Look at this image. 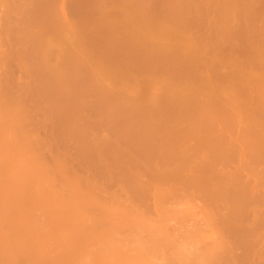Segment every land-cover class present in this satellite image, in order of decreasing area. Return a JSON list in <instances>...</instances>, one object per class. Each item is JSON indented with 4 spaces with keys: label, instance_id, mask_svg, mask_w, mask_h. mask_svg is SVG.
I'll return each mask as SVG.
<instances>
[{
    "label": "bare ground",
    "instance_id": "6f19581e",
    "mask_svg": "<svg viewBox=\"0 0 264 264\" xmlns=\"http://www.w3.org/2000/svg\"><path fill=\"white\" fill-rule=\"evenodd\" d=\"M121 1V0H120ZM189 2H190V0H188ZM192 1V0H191ZM208 1V0H207ZM211 1V0H210ZM214 1V0H213ZM224 3H223V6L224 7H230V6H238V8H239V5L240 4H243V6L242 5H240V7H242V9L243 10H239L241 13L239 14V16L243 19V21L245 22V23H243L244 25H245V27H246V29H247V27L250 25L251 26V24H253V23H255V21L257 20V19H259L260 17H262L263 19L261 20V22L259 23V26H260V28L257 30V31H249V30H247V31H244L242 34H241V32H239L240 34L238 35V36H236V32H238L239 30V28L237 29V27L239 26H237V27H232V26H230L229 28H226V30L225 31H219V30H217V29H215V26L214 25H205V26H203L202 24V26H199L197 23V25H195L194 23L195 22H193L192 21V19H193V17L190 19V16H183L182 14L181 15H179L178 16V19H180L179 21H180V31L181 32H183V34L182 33H180V34H182V35H178L177 37H178V39H179V43L181 44L180 45V47L183 45L184 47H186L190 52H189V54L187 55V56H189L190 55V57H191V59H194V61H195V59H196V62L198 61V63H199V61L201 60V61H205L206 63L204 64L203 62H200L201 64L203 63V66H202V68L203 69H205V67H210V65H208L210 62H211V64L212 65H220V66H223L222 65V63H220V61L219 60H221L220 58H222L223 57V55H225L224 53H221L220 51H225L224 49L222 50V49H219L220 47L218 46V48L217 47H215V46H213L214 44H215V41L213 42V38H215V37H217L218 35H222V37H224V38H234V39H236V41H237V39L240 41V39L239 38H241V37H243L244 38V44H243V42H242V47L241 48H239V49H236V48H232L231 49V51H232V55H230V56H232V58H234V57H237V53H233V52H235V51H239V53L241 52V54L243 53V52H246V50L248 49V48H251V49H257V48H261V47H264L263 45H264V0H222ZM13 2H16V4L15 3H13ZM12 2V0H0V67L1 66H5V67H1L0 69H3V70H0V72H3V71H5L7 68H8V66L10 65V64H8V63H6L5 61H8L9 63H11L13 60H12V58L13 57H16V55L15 56H13L14 54L12 53V51H14L13 50V47H12V49H9L8 48V46H12L13 45V43L11 44V42L14 40L13 39V35H15V36H19L20 37V35H18L17 33H18V31H17V33L16 32H13V33H16V34H11L12 32V29L10 28V26H12V24H13V21H15L14 22V26L15 27H17V25H19V23L22 25V24H24L23 22H25V21H22V20H20V22H17V20H13L11 17H12V13H14V14H18L21 10H23L24 9V5H22V4H20V3H23L24 2V0H22L21 2H20V0H14ZM25 2H27V1H25ZM124 2V1H123ZM186 2V1H185ZM197 3H198V1H196ZM172 3V2H171ZM170 3V4H171ZM192 3V2H191ZM205 3H207V2H205ZM205 3H203V4H205ZM209 3V2H208ZM19 4H20V6H22V7H19ZM30 4V3H29ZM28 4V5H29ZM126 4V3H125ZM175 4H176V2H175ZM179 4V3H178ZM181 4V3H180ZM202 4V5H203ZM168 5V4H167ZM192 5V4H191ZM119 6V5H118ZM173 6V9H174V5H172ZM178 6V5H177ZM176 6V7H177ZM196 6H198V5H196ZM247 6V7H246ZM26 7V6H25ZM30 7V6H29ZM63 7H64V3H63ZM114 7V6H113ZM130 7V6H129ZM164 7V6H163ZM170 7V6H169ZM199 7V6H198ZM19 8L21 9V10H19ZM172 8V7H171ZM33 9V8H32ZM61 9V8H60ZM64 9V8H63ZM113 9V8H112ZM119 9V8H118ZM121 9V8H120ZM123 9H125V8H123ZM165 9V8H164ZM19 10V11H18ZM24 10H28V7H27V9L25 8ZM65 10V9H64ZM105 10V9H104ZM108 10H110V8L108 9ZM200 10V9H199ZM15 11V12H14ZM106 11H107V9H106ZM119 11H121V10H119ZM118 11V12H119ZM160 11V10H159ZM203 11V10H202ZM17 12V13H16ZM31 12V11H30ZM30 12H28L27 11V13H29L30 14ZM63 12V11H62ZM141 12V11H140ZM151 12V11H150ZM150 12H149V14H150ZM165 12V11H164ZM21 13V12H20ZM63 13H65V14H63V15H66V12H63ZM124 13V12H123ZM127 13H129V12H127ZM152 13V12H151ZM208 13V12H207ZM60 14V13H59ZM115 14V13H114ZM121 14V13H120ZM132 14V13H131ZM162 14H163V12H162ZM204 14V13H203ZM236 14H238V11H237V13ZM19 15V14H18ZM23 15V14H22ZM153 15V14H152ZM151 15V16H152ZM157 15V14H156ZM172 15V14H171ZM199 15V14H198ZM201 15V14H200ZM230 15V14H229ZM231 15H232V13H231ZM230 15V16H231ZM234 15V14H233ZM56 16H59V15H56ZM62 16V15H61ZM130 17H131V15H129ZM177 16V15H176ZM229 16V17H230ZM236 16H238V15H236ZM144 17V16H143ZM154 18H155V16H153ZM226 17V16H225ZM224 17V18H225ZM245 17V18H244ZM54 18V17H53ZM63 18V17H62ZM67 18V17H66ZM136 18V17H135ZM148 18H149V16H148ZM171 18V17H170ZM196 17H194V19H195ZM247 18V19H246ZM10 19H12L11 21H9ZM64 19H65V17H64ZM131 19H133L132 17H131ZM151 19V18H150ZM157 19V18H156ZM222 19V18H221ZM245 19V20H244ZM24 20V19H23ZM58 20V19H57ZM62 20V19H61ZM67 20V19H66ZM155 20V19H154ZM154 20H152V21H154ZM231 20H234V19H231ZM6 21H9V24H8V22H7V24H6ZM22 21V22H21ZM27 21L28 20H26V24L28 25V24H30V25H28L27 27H26V24H25V26L24 25H22L21 26V28L24 30V29H26V30H28V28H30L31 29V27H29V26H31V23H27ZM30 21V20H29ZM156 21V20H155ZM178 21V22H179ZM182 21V22H181ZM228 21H230V19H228ZM10 22H12V23H10ZM32 22V21H31ZM168 22H170L169 20H168ZM214 22V21H213ZM15 23H18L17 25L15 24ZM65 23H67V22H65ZM148 23V22H147ZM162 23V22H161ZM210 23H212V22H210ZM215 23V22H214ZM213 23V24H214ZM232 23V22H231ZM258 23V22H257ZM4 24L5 25H7L8 27H6L7 28V30H6V28L4 29ZM58 24V23H57ZM75 24V23H74ZM121 24H122V22H121ZM154 24V23H153ZM242 24V23H241ZM67 25V24H66ZM77 25V24H76ZM114 25V24H113ZM113 25H111V26H113ZM162 25V24H161ZM165 25V24H164ZM227 25V24H226ZM229 25V24H228ZM232 25H234V24H232ZM235 25H237V24H235ZM14 26H12V27H14ZM23 26H24V28H23ZM55 26V25H54ZM100 26V25H99ZM118 26V25H117ZM119 26H120V24H119ZM122 26V25H121ZM153 26V25H152ZM156 26V25H155ZM172 26H174V25H172ZM171 26V27H172ZM207 26V27H206ZM249 26V27H250ZM13 28V29H15L14 31H16V30H19L20 28ZM64 27H66V26H64ZM71 27V26H70ZM70 27H68V28H70ZM72 27H73V25H72ZM191 27H195V30L196 31H194L193 33H188L187 31L189 30V29H191ZM248 27V28H249ZM59 28V27H58ZM68 28H66L67 30H68ZM79 28V27H78ZM113 28V27H112ZM152 28H154V27H152ZM173 28V27H172ZM177 28V27H176ZM202 28H203V30H202ZM240 28H242V27H240ZM108 29H110V28H108ZM159 29V28H158ZM174 29V28H173ZM236 29H237V31H236ZM21 30V29H20ZM62 30V29H61ZM192 30V29H191ZM206 30H208L207 32H206ZM25 31V30H24ZM30 31V30H29ZM29 31H26V33L28 32V33H31V32H29ZM33 31V30H32ZM47 31V30H46ZM64 31H65V28H64ZM73 31V30H72ZM81 31V30H80ZM80 31L78 32V33H80ZM115 31V30H114ZM187 32V34H186V32ZM190 31V30H189ZM44 32V31H43ZM54 32V31H53ZM61 32V31H60ZM173 32V31H172ZM202 32H204V34H205V32H206V35H204ZM25 33V32H24ZM72 33V32H71ZM76 33V32H75ZM168 33V32H167ZM32 34H33V32H32ZM45 34V33H44ZM56 34V33H55ZM66 34V33H65ZM68 34V33H67ZM137 34V33H136ZM165 34H166V32H165ZM238 34V33H237ZM34 35V34H33ZM80 35V34H79ZM160 35H163L164 36V38H165V36H168L169 35V33L168 34H166V35H164V33L163 34H160ZM24 36V35H23ZM36 36V35H35ZM34 36V37H35ZM58 36V35H57ZM61 36V35H60ZM73 36H75V35H73ZM158 36H159V34H158ZM170 36V35H169ZM173 36H174V34H173ZM176 36V35H175ZM34 37H31V38H34ZM43 37V36H42ZM45 37H47V36H45ZM70 37V36H69ZM76 37V36H75ZM14 38H17V39H19L18 37H14ZM25 38V40H23V41H26L27 42V40H26V38H28V37H24ZM30 38V39H31ZM38 38H40L41 39V37H38ZM44 38V37H43ZM49 38V37H48ZM55 38H57V37H55ZM78 37H76V39H77ZM168 38V37H167ZM175 38V37H174ZM47 39V38H46ZM53 39V38H52ZM60 39V38H59ZM61 39L63 40V38L61 37ZM83 39V38H82ZM178 39L177 38H175V40H177L178 41ZM233 39V40H234ZM242 39V38H241ZM12 40V41H11ZM33 40V39H32ZM42 40V39H41ZM69 40H71V39H69ZM79 40V39H78ZM77 40V41H78ZM83 40H85V39H83ZM169 40H170V38H169ZM212 40V41H211ZM11 41V42H10ZM18 41V40H17ZM21 41H22V39H21ZM29 41V40H28ZM42 41H44V40H42ZM46 41V40H45ZM52 41V40H51ZM54 41V40H53ZM56 41V40H55ZM58 42H60L59 40H57ZM67 40H65V42H66ZM82 41V40H81ZM173 41V40H172ZM15 42H16V39H15ZM211 42H213V45H209ZM217 42V41H216ZM8 43V44H7ZM39 43V42H38ZM45 43V42H44ZM46 43H48V42H46ZM64 43V42H63ZM66 43H69L68 41L66 42ZM71 43V42H70ZM75 43H78V42H75ZM83 43V42H82ZM218 43H219V41H218ZM43 44V43H42ZM56 44V43H55ZM58 44V43H57ZM62 44V43H61ZM72 44V43H71ZM70 44V45H71ZM217 44V43H216ZM69 45V44H68ZM74 45V44H73ZM77 44H75V46H76ZM40 46V45H39ZM47 46V45H46ZM65 46V45H64ZM82 46V45H81ZM85 46H87V45H85ZM56 47V46H55ZM76 47H78V46H76ZM76 47H74V48H76ZM202 47V48H201ZM66 48V47H65ZM43 49H46V48H43ZM73 49V48H72ZM59 50V49H58ZM65 50V49H64ZM74 50V49H73ZM72 50V54H68V55H71V56H74V52L75 51H73ZM77 50V49H76ZM52 51V50H51ZM55 51H56V48H55ZM65 51H68V50H65ZM229 51V50H228ZM69 52V51H68ZM213 52V53H212ZM263 52V51H262ZM262 52L261 51H259V52H257V55H256V58L255 59H253V60H251V58H250V60L251 61H248L247 59V61H245V62H243V61H241V62H239L238 64H236V66L233 68H231V70H233V72H230V73H234L235 75L238 73L239 74V77L241 78V80H242V82L240 81V79H239V81L241 82V85H240V87L239 88H241V86H242V89H246L247 91H249V90H254V91H259L260 92V95L261 96H259L258 98H257V100L255 99L254 101L255 102H253L252 101V103L250 104V103H237V101H235L234 99H232L231 98V100H230V98H227L228 99V101H227V99H225L224 97H222V98H219L218 99V101L220 100V99H222L223 101H224V103L223 102H221V101H219V103H222V105H223V111H222V108H221V110H220V108L218 109V107L217 108H215V109H217V110H219V111H217V113H218V119H220L219 121H221V119H225L224 121H221V122H224V124L225 125H227V123H231V120L232 119H237L238 118V121L236 122V120H235V122H233V126L231 127V128H233L232 130H231V128H230V130L232 131V133L234 134H232V133H226V132H230V131H228L227 130V128H226V126H225V128H226V130L227 131H225L224 132V130L225 129H223L221 126H223L224 124H222V123H220V122H218V120H217V118H216V113H214L215 115H213V114H210V110L209 109H211L210 108V106L209 105H211V107L213 106L212 105V102L213 101H211V104H208V102H210V100L212 99H209L208 98V101H207V103L205 102V100H202V99H204L203 98V96H202V98H200L199 97V95H198V97L197 98H200V100H202V104H201V101L200 100H195L194 98H196V93L198 92H202L204 89H206V88H204L205 86H207L208 84H212V82H210L209 83V81L208 80H210L211 81V79H212V81H214V84H212L210 87H212V88H210L209 86H207V88L209 87V89H214V87L216 86V84H215V80L217 79V80H219V78H220V81H225V76H227V79L229 78V77H233V76H229V74L227 73V75H224V74H226V73H224L225 72V70H223L224 72H223V74H219V72H221V71H219V72H216V74H214L213 75V77H214V79H213V77L211 76V75H209L210 77H211V79H209L208 78V80H200L201 79V76H202V73H206V69H205V72H202V70L203 69H201L200 68V63H199V65L197 66L196 65V63H194V62H192L191 61V59L189 60L190 62H191V64H195L196 66H197V68L196 69H194V70H199V71H197V73H199L198 75H200L199 77H200V83L201 84H203L202 86L200 85V86H192V84H191V86L190 85H177L179 82H177L176 80H175V78L174 77H172L174 80L173 81H176V83L177 84H175V83H173V81H168L167 80V77L165 76V75H167L168 74V76L170 77L171 75H172V73H170L171 75H169V73L168 72H166V70H165V72L167 73V74H164L165 72L163 71V70H161L160 69V72L158 73V70H155V72H157L158 74L157 75H161L160 73H162L163 75H162V77H161V79H160V77H158L156 74H154V72L153 71H151V70H149V68L148 67H146L145 69H144V67L141 69V68H135L134 66L132 67L131 65H127V67H129L130 66V68H133V69H124V70H121V68L120 69H118V71H116V72H119L120 70V72L119 73H116V75L119 77V78H123L122 76H124V81H123V79L122 80H118V82L120 83V82H122L121 83V86L119 85V83L117 82V80L115 79V80H111V81H113V83L112 82H110V80H109V78L110 77H106V76H108L107 75V72L108 71H105L104 73H103V71H101L100 73L98 72V75L100 74V77L97 75V72L95 73V77L97 78V77H99V81L98 80H95L96 78L94 77V75H93V78H92V80L94 79V82L96 83L97 82V85L96 86H98V84L99 83H101L99 86H98V88H95V90H94V87H93V85L94 84H89V81H88V87H90V85H92L91 86V88H92V91H98L99 93H100V91H101V94H103V95H101L102 96V99H100V101L102 100V102H103V105H102V108H106L107 107V109H105L106 111H104L100 106V103H99V108L101 109H99L98 110V106H96L95 104V106L93 105V103H91L90 105L91 106H94V108L92 107L91 108V106H89L90 108V110L91 111H93L94 112V114H97L99 111L101 112L102 110V112H101V114H104V113H106L107 111H109V110H111V111H115L116 113H117V111H116V109L117 110H119V108H121L122 109V107H123V109L120 111L119 110V112L118 113H120L121 112V114H122V112L123 111H126V112H124L123 114H124V116H126V114L127 115H131L132 117H133V115H135L133 112H136V114H137V110H138V108L139 109H141L142 111H144L143 113L145 114V112L146 113H148V112H154L152 115L151 114H145V115H142L141 113H139L140 112V110H139V112H138V114L137 115H139V116H137V115H135V117L134 118H132V117H130V116H128V117H126L127 119H129V117H130V119H136V120H139L140 119V122L141 121H143L144 123H145V121L144 120H146V118L149 116V117H152L154 114H157L158 115V111H159V109H160V106L162 107H165V106H167L166 108H165V111H164V109H163V111H164V113H165V115H166V112H168V115H169V118L171 117V118H175L176 116H174L175 115V111H177V114H180V115H178L179 117H182V116H185L186 115V112L185 113H183L185 110H183L184 108H186V107H188L189 109H191V107H193L194 105L196 106V105H198L199 107H201L200 109H203L202 110V112H201V114L205 111V110H207V111H209L208 113H209V115H211V117L212 118H210V119H208L207 117H205V115H207L208 113L205 111L204 113H205V115H204V113L202 114V115H204V117L203 116H201L200 115V118L199 117H197L198 118V120L200 119H202V118H204V120H206L207 122H208V120H209V123H212L213 121L215 122H213L215 125L217 124V127H216V130H214L217 134H215L214 132L211 134V133H209L211 136H212V138H211V136L210 135H206L205 133H204V136H210V138L211 139H213L214 138V140H215V142H216V140H217V142L216 143H214V144H212L213 142H214V140H208V138H207V140L208 141H210V143H209V145L211 146H215L214 148H216V147H218V145H219V143H221L220 144V146L222 145V143H225V146L226 145H228V143L229 144H231L232 142H234V141H232V140H234L233 139V136H235L236 134V136L234 137V138H236L237 137V139L238 140H240V139H242V140H248V139H250V142H252V139L253 138H255L256 139V141H253L254 143L256 142V144L255 145H253L252 143H250V144H252L251 145V148L249 147L248 149H244V147L242 146L243 144H244V142H245V144H247L248 142H246V141H242L241 143H239L238 145L240 146V148L241 147H243V148H238L237 146V144L235 143V145H236V147H234V146H230V145H228L229 147L228 148H225V146H221L222 147V149L221 148H219L221 151H219V149L218 148H216L215 150H214V148H212L211 150L210 149H207V148H211V147H209L208 146V141H206V142H204V140H206L204 137H202L203 136V134H202V136H200V137H202L201 138V140L200 141H202V143L204 142V144H201L200 142H198V140L196 139L197 138V136L199 137V135L198 134H196L195 135V133H194V135L192 136V134L190 135V133H192L191 131L192 130H194L195 128H197L198 129V131L200 130V128H198V127H195V124L193 125V124H191V125H189V127H191L192 126V128H190L189 129V131L188 130H186L185 129V133H187V132H189L188 134H185L184 133V130L182 131L181 130V128H180V130H175V132L176 133H178V137H177V135L175 134V132H174V130H173V132L171 131L172 129H170V128H174V127H176L175 125H176V123H174V126L172 127L171 126V120H169V118H168V121H170L169 123H170V125H168V121H166V123L167 124H165L164 123V125L166 126V125H168V126H171V127H168V126H163V127H165L166 129H164V128H161L162 126H160V125H163V121H162V124H159V127H156L155 128V126H154V128H155V130H158V131H160L161 129H164L165 131H166V133L169 131H171L174 135L172 136V138L173 137H175L174 139H176V137L178 138V139H176V140H179V132H180V134H185L184 136H191L189 139V141H188V138L186 137V139H184L183 137H182V135H180L181 136V138L183 139V142H185V146L186 147H184V145H181L182 147L180 148V145H179V143H178V146L179 147H177V142H176V140H174L175 141V144H176V148L173 146V145H175L174 143H172V150H174V151H172L171 149H170V151H169V149H163V151L161 152V150H158V149H162L161 147L159 148H157V146H156V148L157 149H155V145H156V141L159 139V138H161V137H158L159 135L157 134V132L158 131H154L156 134H154V132H153V134L155 135V137L157 136V138H156V141H151V143H150V141L148 142V143H146V144H140L141 146H139V142H141V141H139V139H136V135H138V132L137 131H139L138 129L140 128V131H139V133L142 131V134H140V136L142 135V136H144L143 135V132L145 133L146 132V126H147V124H146V126H145V124H144V126L142 127H140V125H141V123L139 122V121H136V120H134V121H136V123H139L140 125H139V128L137 127V128H135V131H136V129H137V131L135 132L134 130H132V129H134V127H136V126H134L135 125V122H133V120L131 121V123H129L130 122V119L127 121L126 119H124V117H123V115H121L120 116V118H118V115L119 114H114L113 115V118H114V116H115V118H116V120H115V118L113 119V121L115 122V123H117V125L115 124V126H114V123L112 124L114 127H116L117 129L119 128V127H122V129H126V127L128 126V123L130 124L129 126H131V128H130V130H132V131H134L135 133H137V134H135V133H132V134H134L135 135V137L134 136H132V134H131V132L129 133V134H127V136L128 135H131L133 138H135L136 140L134 141L132 138V140L134 141V143L138 140L139 142L137 143L136 142V145H138L139 147L138 148H140V149H142L141 151L143 152V154H142V156L140 155L141 154V152H140V157H139V155H137L138 153L136 152V155H137V158H136V155H135V151H137L136 150V148H134V146H133V149H135L134 151H129V154H130V152H132V154H130V156H126V155H128L126 152H128L126 149H127V147L128 148H130L132 145H134V144H132L130 141H131V139H128L129 138V136H128V138H126L127 136H125V137H122V136H124V135H122V136H115V139L113 140L112 138H114L113 136H111V135H109L108 133H106L105 132V134L108 136L107 138H111L112 139V141L110 140V139H108L107 140V138L105 139L104 137L106 136V135H104V136H102V138L103 139H105V140H107V141H109V143L107 144V142H105L104 144H106L105 145V147L107 148H105L104 147V149H101V148H103V147H101V148H97L96 150H95V148L97 147V145L99 144V143H97V142H102L103 141V139H102V141H98V140H100L101 139V135L99 136H97L96 134H93L92 132L93 131H89V130H91V128H92V126H93V123L95 122H97L96 123V125H98V123H99V121L101 120V121H104V119L105 118H107L104 122H105V124L108 122V121H112V114L110 115V117L109 118H111V119H109L108 117H105V118H103V120H102V118H101V114L100 113H98L97 115H99L100 116V118H99V120H96V121H94L93 123H91L92 122V120L90 121V120H88V124H85L86 122H84V124L85 125H81L82 127H79L80 129H77V126H76V128H75V131H79V132H74V135H76V133H78V135H76V136H78L79 137V135H81L80 137H86L85 135H84V133H85V131H89L90 133H88V134H86L87 135V137L89 138V140H88V138H83V140H82V138H80L79 137V140L81 139L82 140V142L83 143H81V145L79 144V146L80 147H84V143L88 140V141H92L93 140V138H94V148H91L93 151H94V153L96 152V154H99V157H98V155H97V157H98V160H100L101 158H107V159H109L110 160V163H111V166H112V169H110L111 168V166H110V164L107 166L106 165V167H110V168H102L101 166H105V164H106V162H105V160L107 161V159H101L102 161V163L104 162V164L102 165V163L100 162V161H98L99 163H100V166H99V163L96 161V154L94 155V153L92 154V156H94L96 159H92L93 161H95L96 163H98V166L96 165H94L95 163H91V162H89L90 160H91V158L89 159L88 158V156H87V158L89 159V161H88V159H87V161H85L84 159H82L83 158V155H85L84 156V158L86 157V155H88V153H85V151H86V149L90 146V144L89 143H91V142H88V144H89V146L87 147V143L85 144V147L83 148V150L79 147V148H77L78 149V151H80L79 149H81V151L83 152L82 154L81 153H79V154H81L82 156V158L80 157V159L83 161V163H84V161L86 162V163H84V165H86V164H88V163H90L91 165H89V167H88V169L86 168V167H83L84 165H82L81 163V166L79 165V163H78V160H77V162H76V160L74 161H72V159H74V157L72 158V159H70L71 160V164H70V162L68 161V159H66V158H69L68 156L66 157V155L65 154H67L68 152H67V150H64L65 151V153H63V156H65V157H62V156H60V158L57 156V159H56V155L57 154H52V158L53 157H55L54 159H56L55 161H57V162H55V164L57 163V165H58V163H61V161L62 162H64V160L66 159L67 161H68V163L69 164H67V161L65 160V162L63 163V165H68L67 167V169H70V167L72 166V163H74V162H76V167L75 168H78L79 167V169L81 168V167H83V168H81V172L83 173V172H85L86 173V171L85 170H87V172H89V171H91V172H93L92 170H91V166H93V167H98V168H94V170L96 171V173H87V174H89V175H91V177H89V175H87L86 174V176L87 177H89V178H84L85 176H84V174H82L81 172V174L79 173V174H75L77 171H79V169L77 170V171H73V166H75L74 164H73V166L71 167L72 168V172L71 173H73V174H75V175H73L72 177H75V178H71L72 180H70L69 182L67 181V186H66V184H65V186L66 187H64L65 188V190L66 189H68L69 188V186H71L70 187V189L71 188H74V190H75V187L76 186H74V185H77V187H78V189H79V186L81 187L80 189H79V191L77 190V188H76V190L77 191H74L75 193H77V194H81V196H79L78 195V199L76 200L75 198H76V196H77V194L75 195V193H74V195L72 194L73 193V190H72V192L70 191V189H68V190H66V191H70L71 193H68L67 195H68V197H69V195L71 196L70 198H67V197H65V199L67 198V203H66V201H65V203H60V201L57 199V198H60V196H64V194L62 195V192L61 191H63V190H61V189H64V188H60L63 184H64V180L62 181V179H61V182H62V185H61V183H60V178H62V176L64 175L65 177H66V179H65V182H66V180H68L67 178H69L70 179V172L68 171V170H66V166H64L65 167V169L63 168V170H65V171H68L67 172V175L68 176H70V177H68V176H66L64 173H66V172H63V174H61L60 173V171L59 170H61V167L58 165H53V162H54V160H52L51 159V157H48L49 155L48 154H44L42 151H46V150H48V151H46V153H48L49 152V150H51V148L55 145V142L53 141L52 142V140H56L55 138V136L57 135H52V131H50V133H48V131H45V129H44V132H45V135H46V132L48 133L47 134V139L45 138V135L44 134H42V131H40V133H39V130H40V125H37V123H35V121L33 120L32 121V119H33V117H30V116H28L32 111H30V110H32V109H36L37 108V110H35V111H33L32 113H31V115L32 114H34V112H39V108L41 107V108H43L42 107V105L41 106H39L38 105V103H37V105L35 104V106L33 105L32 106V108L31 109H27L26 108V105H23L22 107H21V104H20V102H22L21 100L19 101L18 99H22L23 98V96L22 95H24V97L25 98H23V100L24 99H27V98H29V97H31V94L33 95V92H31L32 91V88H33V86H32V83H31V89L29 88V86H28V90H31L30 92L31 93H29V92H27V89H25L26 87H27V85H30V84H27V83H25V81L24 80H21L20 78H22L24 75H25V77L27 76V75H29L30 77H31V71H30V68H29V66H27V70H26V66H25V64L23 65V69H21V71H20V68H21V66H20V68H19V71L21 72V74L22 75H18V77H20L19 78V81H20V84L23 82L24 83V88L23 87H20V86H18V88L19 89H21V90H19V92L21 91V93H23V94H21V93H19L18 94V99H17V101H19V102H17V101H9L10 99H12V98H10L9 96L10 95H8V97H7V95L6 96H4V97H1L0 96V103H1V99H7V98H9V99H7L6 101L5 100H3V102L5 103V105H6V107L8 108H12V109H10V111L8 110V111H5L6 109L4 108V110H1V112H3V114H1V112H0V115H2V116H0V118L2 117V118H4V119H6V120H4V119H0V125L1 124H3V125H5L6 124V126L7 127H11V126H14L15 127V125H16V127L17 126H19V127H21V126H23V127H21V129L19 128V130H20V132H19V134L21 133V132H23V133H21V138L19 137L20 135H18L17 134V132L14 134L13 132H9V131H7V129L5 130V132L6 133H10L11 134V138L9 137L10 136V134H6V135H4L5 133L3 132L2 133V131H3V129H1L0 130V140H3L4 142H3V144H2V141H0L1 142V150H0V155H4V157H6V158H8L7 156H9V157H11L12 156V159H16V158H20V156L22 157V160H21V158H20V161L23 163L24 161H30L32 158H33V154L35 153V151H31V149H28L29 147L30 148H33L34 147V145H36L33 149H35L36 150V153H35V157H37L38 156V158L39 157H41V158H45L44 160H46L47 162H49V164H51L50 162L52 161V166L51 165H47L46 164V161H44V165L45 166H51V169L54 167V169H56V167H60V169H58V172L61 174V176H60V178H55L56 179V181H55V179L52 181V179L53 178H51V175L49 176V173H50V171L51 170H49L50 169V167H49V169H47V168H45L43 165H42V163L41 162H43V160L41 159V158H33V164L34 163H36V164H40L39 166H42L43 168H41L40 167V169L38 168L39 166L38 165H34L36 168H34V166H30L31 167V169L30 168H28L29 167V165H28V167L23 163L22 165H20V163L21 162H18L19 164L18 165H20V167H22L24 170H23V172H20V167L17 165H14V166H12L11 167V169L13 170L14 168H15V170H14V172H13V176L14 175H17L18 176V174H19V172H20V174H19V178L21 177L20 175L22 174V176L24 175L25 176V173L26 174H30L31 173V171H35L36 169V171H37V173H36V171L34 172L35 174H34V177L36 178V179H39L38 178V176L41 174V172H43L44 171V176L46 177V175H47V177L49 178L48 180H51V182H54L53 184H54V188L56 189V187L57 186H55L56 184H58V186H59V184H60V186L59 187H57V188H59V190H60V193H58L59 192V190L57 189L56 190V192H55V189L53 190L52 188V186H51V192H52V195H51V192H50V194H48L47 193V191H45V193H44V195H45V200H49V201H52V202H50V203H48L47 201H45L44 200V196H39L40 197V199L42 198L43 199V202H41L42 201V199L40 200H37L36 202H38V203H42V204H38V203H36V204H38V205H36L35 204V202H33V199H35V198H33L32 200L29 198L30 196H23V201H22V203L23 202H25L26 201V199L28 198V200L29 201H32L34 204H32L31 202V207H28L29 206V202H27L26 201V203H23V204H25V205H23V204H20L21 203V201H20V203L19 204H17V201L15 202L16 203V208L18 207V211H19V213L21 212L22 214H23V212L22 211H25V218H26V216H28L26 219H28L29 217H31V219H33V217H35L36 219L35 220H32V221H30V223H29V220H31V219H29V220H26V219H24V220H26V222L24 221V223H25V225H26V227H20L19 225H22V226H24V223H23V219H22V216H21V218L19 217V214L18 215H16V217H18V219L17 220H15L16 218L14 217L15 215H13V216H11L10 215V217H14V219L13 218H10L9 217V219H7V220H9L8 221V223L11 225L10 227H12V225H14L13 226V229L15 230H12L11 228H10V230L12 231V233H13V235H15L14 237V240L15 241H17V239H19V236H21L22 237V234L21 233H19V232H17V230H21V231H23V230H25V232L24 233H29V238L28 237H25V235L23 234V236H24V238H22L21 239V237H20V239L19 240H23V243H25L28 239V241H30V242H26L25 244L26 245H24L23 247H25V248H23L22 246H21V248L22 249H20V248H18V249H16V250H14V251H10L9 252V255H7V256H5V258H7V257H9L10 259H12V260H17V261H20V260H23V259H30V260H32V261H34V263L33 264H197V263H200V264H204V263H206V261L204 262V261H202V260H200L201 262H199V260H197L198 262L197 263H194V262H196V261H194L196 258H194L193 259V257L191 256H188L189 257V259H187L188 257H186V256H184V257H181L180 258V256H179V258L178 257H176V255L173 257L172 256V254L175 252L174 251V245H175V243L178 241V238L179 239H181L182 237H184L185 235H188V234H198L199 235V231H200V229H201V227H202V230H204L203 228L205 227L206 229L208 228V230L210 229L209 227H212V226H214V227H218L219 225V227L221 228V225L225 228H221V229H224V230H228L230 233L231 232H233L234 234H236V235H234V234H232V235H230V233H227L228 235H230V236H228L226 233H225V235H220V237H219V235H218V238H222L223 236H228V237H231V236H233V237H235V236H237V238L240 240V238L239 237H241V238H246V236L248 235L249 236V234L251 235V237H252V232L254 231V229H256L257 228V225L259 224L260 225V223H262L263 221H264V213H263V216H262V211H264V209L261 211L260 209H259V204H260V202L262 203V204H264V164H262V166H263V168H262V166H261V163H263V161H264V78H263V75H264V64H263V62H264V57H263V55H264V52H263V54H262ZM15 53V52H14ZM42 53H43V50H42ZM44 53H45V50H44ZM43 53V54H44ZM49 53V52H48ZM47 53V54H48ZM67 53V52H66ZM80 53V52H79ZM209 53H212L211 55L209 54ZM259 53H260V55H259ZM17 54V53H16ZM20 55L22 54V56H19L18 55V57H20V58H22L23 56L26 58V56L27 55H25L24 53H19ZM52 54V53H51ZM57 54V53H56ZM62 54V53H61ZM64 54V53H63ZM240 54V55H241ZM13 57H12V56ZM78 55V53H76L75 54V56H77ZM85 55V54H84ZM152 55V54H151ZM43 56V55H42ZM83 56V55H82ZM82 56L81 55H78V57L79 58H82ZM115 56V55H114ZM121 56V55H120ZM185 56V55H184ZM199 56V57H198ZM204 56V57H203ZM209 56V58L207 59V57ZM229 56V57H230ZM254 56V55H253ZM261 56V57H260ZM12 57V58H11ZM23 57V58H24ZM45 57V56H44ZM46 57H49V55L47 56L46 55ZM57 57V56H56ZM155 57V56H154ZM202 57V58H201ZM243 57V56H242ZM11 58V62L9 61V59ZM22 58V59H23ZM78 58V59H79ZM88 58H90L89 56H88ZM189 57H187V59H188ZM203 58H205V59H203ZM211 58V59H210ZM224 58H225V56H224ZM246 58V57H245ZM8 59V60H7ZM68 59H69V57H68ZM83 59V58H82ZM226 59H227V57H226ZM18 60V59H17ZM21 60V59H20ZM19 60V61H20ZM43 60V59H42ZM50 60V59H49ZM73 60V59H72ZM86 60V59H85ZM209 60V61H208ZM230 60H231V58H230ZM234 60V59H233ZM24 61V59L23 60H21V62H23ZM45 61V60H44ZM81 61V60H80ZM87 61V60H86ZM232 61V60H231ZM5 62V63H4ZM43 62V61H42ZM233 62V61H232ZM248 62V63H247ZM2 63H4L3 65H2ZM44 63V62H43ZM47 63V62H46ZM82 63H84V61H82ZM86 63V62H85ZM90 63V62H89ZM237 63V62H236ZM6 64H8V66H6ZM20 64V63H19ZM189 64V67H191L190 66V63H188ZM17 65V64H16ZM83 65H88V64H83ZM144 65V64H143ZM194 65V67H196ZM234 65V64H233ZM44 66V65H43ZM147 66V65H146ZM148 66H150V65H148ZM186 66V65H185ZM51 67V66H50ZM102 67H104V65L102 66ZM101 67V68H102ZM126 67V66H125ZM193 66L191 67V68H189V69H191L192 70V68H194ZM41 68V67H40ZM52 68V67H51ZM59 68V67H58ZM107 68V67H106ZM124 68V67H123ZM122 68V69H123ZM148 68V69H147ZM141 69V70H140ZM210 70H211V68H209ZM224 69V68H223ZM227 70H229L228 69V67L226 68ZM24 70H26V72L24 71ZM45 70H46V68H45ZM53 70V69H52ZM107 70V69H106ZM133 70V71H132ZM135 70V71H134ZM147 70H149V72H147ZM170 70H172V69H170ZM226 70V71H227ZM10 71V70H9ZM28 71H30V73H28ZM38 71V70H37ZM56 71V70H55ZM58 71H59V69H58ZM57 71V72H58ZM153 72L152 74H151V72ZM162 71V72H161ZM186 72H188L189 73V71L190 70H185ZM182 72V71H180V72H182V73H180V75H183V73H184V75L186 76V72ZM200 71L202 72V73H200ZM209 71V70H208ZM8 72V70L6 71V73ZM11 72V71H10ZM10 72H8V74L10 73ZM25 72V73H24ZM41 72V71H40ZM61 72V71H60ZM74 72V71H73ZM94 72V71H93ZM110 72H111V69L109 70V74H110ZM115 72V71H114ZM236 72V73H235ZM6 73H4L5 75H6ZM12 73L14 74V71H12ZM12 73H10L11 75H12ZM24 73V74H23ZM27 73V74H26ZM44 73V72H43ZM71 73V72H70ZM69 73V74H70ZM106 73V74H105ZM112 73V75L111 76H113V72H111ZM147 73L149 74V76H147ZM179 73V72H178ZM193 73V74H192ZM191 74L193 75V76H198L197 75V73L195 74L194 72H192ZM212 73H213V71H212ZM211 73V74H212ZM1 74H3V73H0V75ZM3 74V75H4ZM6 75V76H10V79H13V75H12V78H11V75ZM121 74V75H120ZM151 74V75H150ZM190 74V73H189ZM195 74V75H194ZM210 74V73H209ZM3 75H2V78L4 79L5 78V80H3V79H1V81L0 82H2V84H4V85H6L5 83H8V81H6V80H9V78L8 77H6L5 75H4V77H3ZM55 75H56V73H55ZM92 75V74H91ZM105 75V76H104ZM115 75V76H116ZM175 75V74H174ZM206 75H208V73L206 74ZM206 75H205V77H206ZM217 75H220V76H217ZM231 75V74H230ZM233 75V74H232ZM15 76V75H14ZM22 76V77H21ZM102 76V77H101ZM104 76V77H103ZM110 76V75H109ZM173 76V75H172ZM190 76V75H189ZM215 76H217V77H215ZM237 76L238 75H236L235 76V78H237ZM260 76H262V78H261V80H258V78ZM1 77V76H0ZM28 77V76H27ZM57 77H58V74H57ZM106 77V78H105ZM163 77H165V78H163ZM176 77V76H175ZM187 77V76H186ZM205 77L203 76V78L205 79ZM221 77H223L224 79H222ZM6 78H8V79H6ZM16 78V77H15ZM101 78V79H100ZM104 78V81H106L105 83L103 82H101V80ZM108 78V79H107ZM116 78V77H115ZM17 79V78H16ZM23 79H24V77H23ZM88 79V78H87ZM106 79V80H105ZM113 79V78H112ZM163 79V81H161ZM167 80V81H165V80ZM227 79H226V81H227ZM234 79V78H233ZM232 79V80H233ZM107 80H109V82H107ZM216 80V81H217ZM229 80H231L230 78H229ZM228 80V81H229ZM13 81V80H12ZM15 81V80H14ZM103 81V80H102ZM116 81V82H115ZM219 81V82H220ZM11 81L9 80V83H10ZM16 82V81H15ZM91 82V81H90ZM114 82H115V84H114ZM219 82H216V83H219ZM12 83V82H11ZM62 83H64V82H62ZM92 83H93V81H92ZM116 83H118L117 85H116ZM146 84V83H150V84H153V85H155V88H154V92H157V93H155V96H156V94H157V96H163V97H160V98H154V99H151L152 100V102L151 103H149L148 105H144L143 104V106H141V108H140V106H139V104L141 103H138L137 101H136V103H135V100H137V99H135V97L137 98V96H139L140 94L142 95V91H143V89H144V84ZM2 84L0 83V89L1 88H5L6 86H4V87H2ZM13 84H14V82L11 84L12 86H13ZM61 84V83H60ZM70 84V83H69ZM206 84V85H205ZM9 85V84H8ZM68 85V84H67ZM77 85V84H76ZM79 85V84H78ZM77 85V86H78ZM83 85H85V84H83ZM83 85L81 84V85H79L80 86V88H78V89H80V90H82V89H85V86H84V88H83ZM205 85V86H204ZM10 86V85H9ZM22 86H23V84H22ZM26 86V87H25ZM63 86V85H62ZM86 86V87H87ZM146 86V85H145ZM204 86V87H203ZM214 86V87H213ZM218 86V85H217ZM41 87V86H40ZM64 87V86H63ZM62 87V88H63ZM71 87V86H70ZM82 87V88H81ZM204 89H203V88ZM234 87V89H235V87H237L238 88V86H233ZM13 88V87H12ZM15 88V87H14ZM66 88V87H65ZM76 88V87H75ZM201 88L203 89V90H201ZM232 88V87H231ZM72 89V88H71ZM74 89V88H73ZM87 89H89V88H87ZM98 89V90H97ZM147 89V88H146ZM201 91H200V90ZM208 89V90H209ZM262 89V90H261ZM5 90V89H4ZM41 90V89H40ZM149 90V89H148ZM0 91H3L2 89L0 90ZM23 91H26L25 93L23 92ZM69 91V90H68ZM74 91V90H73ZM85 91V90H84ZM212 91V90H211ZM18 92V91H17ZM71 92H72V90L70 91V94H71ZM87 92H88V90H87ZM98 92H96V93H98ZM1 93V92H0ZM13 93H14V91H13ZM26 93H28V94H26ZM66 94H67V92H65ZM92 93V92H91ZM144 93V92H143ZM168 93L170 96H171V94H173V95H175L176 96V94H177V96L179 97V101H177V102H179V104L177 103V102H175L176 100H178V97L176 96V100L174 101L175 103H176V105H177V109L176 110H173L174 111V114L172 113L173 111H172V108L174 109V107L173 106H170L169 107V105H167V104H170V102H171V100H174V99H170V97H168V95H166V94ZM171 93V94H170ZM197 93V94H198ZM10 94V93H9ZM21 94V96H19ZM30 94V96L28 97V95ZM75 94H76V92H75ZM163 94H165L166 96H167V98H166V96H164ZM181 94H183V95H181ZM190 94H192V96L191 97H194L195 95V97L193 98V100L191 99V97L189 96ZM193 94H195L194 96H193ZM208 94V93H207ZM41 95V94H40ZM47 95V94H46ZM87 95V94H86ZM104 95H106V96H108L109 95V97H111L113 100L115 99V97L117 96V97H122V100L120 99V98H118L117 99V101L115 102L114 101V103L113 102H111L110 100H108L107 99V97L105 96V103L106 102H109V104H114V105H117L118 107L115 109V107L116 106H114V108H113V105H112V108L113 109H109L108 110V108H110L111 107V105H110V107H109V104H108V106H106L107 104H105L104 103V99H103V96ZM172 95V96H173ZM180 95V96H179ZM203 95H205L204 93H203ZM27 96V97H26ZM67 96V95H66ZM100 96V97H101ZM185 96V97H184ZM186 96H188V97H186ZM207 96V95H206ZM22 97V98H21ZM68 97V96H67ZM69 97H72V95L70 96L69 95ZM99 97V98H100ZM140 97V96H139ZM138 97V98H139ZM189 97H190V100H189ZM110 98V99H111ZM163 98V99H162ZM166 98V99H165ZM188 98V99H187ZM107 99V100H106ZM119 99H120V101H123V102H121L122 103V105H121V103L120 102H118L119 101ZM124 99V100H123ZM186 99H187V102L190 104L189 106H184V104L186 103ZM217 99V98H216ZM12 100H15L14 98L12 99ZM84 100V102L86 101L85 99H83ZM145 100H146V98H145ZM165 100V101H164ZM189 100V101H188ZM194 100L195 101H199L200 102V104H201V106L199 105V103L198 104H194L195 102H194ZM230 100V101H229ZM7 101H9L8 103H7ZM25 102H26V100H24ZM138 101H140L139 99H138ZM167 101V102H166ZM170 101V102H169ZM190 101L193 103L192 104V106H191V103H190ZM234 103H232V102ZM259 103H261L260 105H262V106H260L257 102ZM24 102V103H25ZM82 102V101H81ZM81 102L80 103H78V104H81ZM95 102V101H94ZM148 102V101H147ZM169 102V103H168ZM227 102V103H226ZM231 104H230V103ZM235 102H236V104L237 105H240V106H237L236 104H235ZM239 102V101H238ZM12 105V103H13V105H15L14 107H16V108H18V104H19V108H20V111L18 110V109H14V107H13V105L12 106H10V104ZM15 103V104H14ZM16 103H17V105H16ZM117 103V104H116ZM118 103H119V105H118ZM123 103H125V104H123ZM167 103V104H166ZM172 104H173V101L171 102ZM174 103V104H175ZM229 103V104H228ZM255 103V105L253 106V104ZM8 104H9V106H8ZM22 104H23V102H22ZM77 103H76V105H78ZM102 104V103H101ZM127 104V105H126ZM136 104V105H135ZM166 104V105H165ZM172 104H170V105H172ZM187 104V103H186ZM217 104V103H216ZM225 104V105H224ZM228 104V105H227ZM235 105V106H233V105ZM2 105H4V104H2ZM74 105V104H73ZM120 105H121V107H120ZM125 105V106H124ZM131 105V106H130ZM134 105V107L135 106H137V108L135 107V109H133L134 107H132ZM142 105V104H141ZM175 105V106H176ZM222 105H218V106H222ZM228 107H230V108H228L227 109V106ZM230 105V106H229ZM252 105V106H251ZM259 105V106H258ZM37 106V107H36ZM69 106H70V104H69ZM106 106V107H105ZM139 106V107H138ZM191 106V107H190ZM198 106H196L197 108H199ZM224 106L226 107V108H224ZM256 106V107H255ZM23 107H25V109H27V111H25V109L23 108ZM73 107V106H72ZM95 107H97V108H95ZM132 109H131V108ZM169 107V108H168ZM178 107H179V109H178ZM209 108V109H206V108ZM8 108V109H9ZM24 109V111L27 113H25L28 117L26 118V119H28V120H25V117H24V112H23V109ZM69 108V107H68ZM169 109L170 110V112H171V114H169V111L168 110H166V109ZM183 108V109H182ZM1 109V108H0ZM14 109V111H12ZM83 109H85V108H83ZM86 109H88L87 107H86ZM93 109H97L96 110V112H95V110H93ZM137 109V110H136ZM162 109V108H161ZM160 109V110H161ZM180 109H182L181 110V112L179 111ZM188 109V114H187V116L190 114V111H191V114H190V116L191 115H194L195 116V113H196V115H199L200 113H199V110L200 109H198V113L195 111L196 109L193 107L192 108V110H189ZM195 109V110H194ZM205 109V110H204ZM21 110H22V112H23V114H22V112H21ZM71 110V109H70ZM73 110V109H72ZM79 110V109H78ZM78 110H77V112H78ZM132 110H133V112H132ZM135 110V111H134ZM30 111V112H29ZM82 111V110H81ZM84 111V110H83ZM141 111V112H142ZM162 111V112H163ZM183 111V112H182ZM193 111V112H192ZM195 111V112H194ZM5 112H7V114L10 116H7L6 115V113ZM11 112V113H10ZM14 114H13V113ZM17 112H20V116H23V117H20L19 115L18 116H16V114H18ZM29 112V113H28ZM104 112V113H103ZM131 112H132V114H131ZM178 112H180V113H178ZM5 113V114H4ZM16 113V114H15ZM73 111H72V114H71V116H73ZM87 113V112H86ZM129 113V114H128ZM160 114H162L161 112H159ZM207 113V114H206ZM12 115V117L15 115L16 117L15 118H11V115ZM75 114V113H74ZM88 114V113H87ZM108 114V113H107ZM141 114V115H140ZM172 114H173V116H172ZM182 114H185V115H182ZM219 114H220V116H219ZM4 115H6V116H4ZM79 115V114H78ZM83 115V114H82ZM146 115H148L147 117H144V116H146ZM157 115H154L153 117L155 118V117H157ZM164 115V116H165ZM171 115V116H170ZM214 116V118H213V116ZM84 116H86V115H84ZM144 117V118H139L138 119V117ZM167 116V115H166ZM177 116V117H178ZM20 117V118H19ZM77 117V116H76ZM148 117V118H149ZM163 117V116H162ZM175 118L174 120H176V122H177V119L179 120V119H181V118ZM209 117V116H208ZM18 118V120H15V119H17ZM24 119V122H23V120L22 119ZM47 118H49L48 116H47ZM41 119V123H45V125L47 124H51L49 121V123H47V120H50V118L49 119ZM74 118V120H68V118H67V120H68V123H70L71 124V121H75V120H77V119H75V117H73ZM72 118V119H73ZM88 118H89V116H88ZM121 118H122V120H121ZM186 118V119H185ZM185 118H183L182 117V119H185V120H181V121H186L188 118H189V116L188 117H185ZM192 118V117H191ZM196 118V119H197ZM216 118V120H213L212 121V119H215ZM29 119H31V120H29ZM69 119H71L70 117H69ZM83 119V118H82ZM118 119H120V121L121 122H123V120H126L128 123H127V126H126V121H125V125L124 124H122V125H124V127L121 125V122H116ZM143 119V120H142ZM156 119H158V118H156ZM163 119H165V118H163ZM193 120H192V123H193V121H194V123L197 121L198 122V120H195V118L193 117L192 118ZM231 119V120H230ZM8 120H12L11 122H9ZM13 120H15V122H21L22 121V123H21V125H18V123H15ZM45 120H46V122H45ZM63 120V119H62ZM62 120H60V121H62ZM149 120V119H148ZM147 120V123L149 122V121H151V120H153V118H151V120H149L148 121ZM4 121V122H3ZM28 121V123H29V125L28 124H26L25 122H27ZM30 121L32 122V125L30 124ZM51 121V120H50ZM70 121V122H69ZM78 121H80V116H79V120ZM90 121V122H89ZM155 121V120H154ZM164 121V122H165ZM202 121V120H201ZM212 121V122H211ZM227 121V122H226ZM230 121V122H229ZM233 121V120H232ZM240 121H242V122H240ZM8 124H7V123ZM13 122H14V125H12L13 124ZM64 122V121H63ZM76 122V121H75ZM153 122V121H152ZM157 122V121H156ZM200 122V121H199ZM198 122V123H199ZM202 122H205V121H202ZM201 122V123H202ZM204 123V125L205 126H207V124H209V123ZM5 123V124H4ZM9 123H10V126H8L9 125ZM24 123V124H23ZM35 123V125H37V127L36 126H34L33 124ZM41 123H39V124H41ZM78 123V122H77ZM80 123V122H79ZM89 123H91V127L89 128V126H87V125H89ZM132 123H134V124H132ZM151 123V122H150ZM173 123V122H172ZM186 123V122H185ZM212 123V124H213ZM235 123H239V125L237 126V129H236V124ZM240 123H241V125H240ZM20 124V123H19ZM23 124V125H22ZM27 126H26V125ZM59 124H60V122H59ZM66 124V123H65ZM110 124V122L109 123H107V125H109ZM111 124L109 125L110 126V128H112V126H111ZM118 124L119 125H121V126H119L118 127ZM155 124H157V123H155ZM187 124H188V122H187ZM200 124V123H199ZM213 124V125H214ZM44 124H42V127H41V129L43 130V128H46L45 126H43ZM52 125V124H51ZM78 125V124H77ZM95 124H94V126H96ZM142 125H143V123H142ZM196 125H197V123H196ZM201 125V124H200ZM200 125H197V126H200ZM203 125V124H202ZM201 125V126H202ZM211 125V124H210ZM214 125V126H215ZM218 125L221 127V131H218L217 130V128L219 129V127H218ZM28 126H30L29 128H31V126H34L33 127V130H35V129H38V131H37V133H33V132H31V131H29V132H31L32 134L31 135H33V137L31 138L30 136H28L30 133L28 132V131H25L26 129H28ZM39 126V127H38ZM59 126V125H58ZM57 126V127H58ZM69 126V125H68ZM67 126V127H68ZM74 126V125H73ZM72 126V127H73ZM85 126H87L86 128H87V130L86 129H84L83 127H85ZM138 126V125H137ZM149 126H150V124H149ZM149 126H148V128H149ZM158 126V125H157ZM200 126V127H201ZM205 126H202L203 128L205 127ZM229 126V125H228ZM241 126V127H240ZM25 127H26V129H25ZM61 127V126H60ZM63 127V126H62ZM71 126H70V128H72ZM127 127V129H129ZM133 127V128H132ZM169 129H168V128ZM189 127H185V128H189ZM195 127V128H194ZM201 127V129H203ZM224 127V126H223ZM238 127H239V129H238ZM1 128V127H0ZM64 128H65V126H64ZM66 129V131H65V129H62V130H64L63 131V134H69V135H67L68 137H69V139H71V140H73V138L75 137V136H73V135H71L70 136V133L71 134H73V130H74V128L73 129ZM141 128H144L145 129V131H144V129L142 130ZM152 128H153V126H152ZM154 128H153V130H154ZM160 130H159V129ZM25 129V130H24ZM32 129V128H31ZM53 129V128H52ZM58 130H59V128H57ZM77 129V130H76ZM151 129V128H150ZM168 129V130H167ZM178 129V128H177ZM182 129H183V127H182ZM234 129H236V131H234ZM17 130H18V128H17ZM22 130V131H21ZM70 132H69V131ZM119 130H121V128H119ZM152 130V131H153ZM164 130H161V132L163 131L164 132ZM212 130V129H211ZM223 130V131H222ZM237 130H238V133H237ZM36 131V130H35ZM61 131V130H60ZM72 131V132H71ZM81 131H83V132H81ZM197 131V130H196ZM195 130H194V132H196ZM236 132V134L234 133V132ZM43 132V133H44ZM62 132V131H61ZM61 132H58L59 134H61ZM64 132H67V133H64ZM168 132V133H169ZM171 132H170V135H172L171 134ZM183 132V133H182ZM208 132V131H207ZM221 132H222V134H221ZM27 133V135H25ZM79 133H82L84 136H82V134H79ZM91 133L93 134V135H95V136H97L96 138H97V142H96V139H95V136L93 137L92 135H91ZM152 136H153V134H152V132H149ZM149 133H148V138L147 137H145L144 136V138L146 139V140H150L151 138H153V140L155 139V137L153 136H151V137H149ZM167 133V134H168ZM3 134V135H2ZM35 134H37V135H35ZM38 134H40L39 136H38ZM44 135V137L42 136V135ZM49 134H51L52 136L51 137H53V138H51L50 137V135ZM62 134V137L64 136ZM90 134V135H89ZM98 134H101V133H98ZM126 134V133H125ZM215 134V135H214ZM224 134V135H223ZM227 134V135H226ZM8 135V136H7ZM102 135H103V133H102ZM145 135H147V132H146V134ZM169 135V134H168ZM201 135V134H200ZM6 136V139H2V138H4ZM14 136V137H13ZM26 136H28V137H26ZM35 136H37L36 138H34ZM48 136H49V139L51 140V142L52 143H54V145L50 142V140H48ZM73 136V137H72ZM93 137L92 138V140H90V137ZM109 136H111V137H109ZM165 136V135H164ZM196 136V141H194L193 143H192V141L193 140H191V139H194V137ZM215 136H216V138H215ZM7 137H9L8 139H7ZM15 137H17V139H15ZM20 139H19V138ZM29 137L31 138V140L29 139ZM41 137H43L42 139H41ZM61 137V136H60ZM65 138H66V136H64ZM72 137V138H71ZM98 137H100V139L98 138ZM118 138V140H116L117 138ZM138 137V136H137ZM163 137V136H162ZM166 137V136H165ZM193 137V138H192ZM200 137L198 138V139H200ZM238 137H240V138H238ZM38 138V139H37ZM75 138H77V137H75ZM74 138V139H75ZM121 140H120V139ZM128 142V140H129V142H128V144H129V146H125V145H127V144H125V145H123V147H122V145H121V142H123L124 143V139ZM141 138L142 137H140V140H141ZM142 139V142H144L145 143V139ZM168 138H169V136H168ZM167 137L165 138V139H168ZM180 138V140L182 141V139ZM209 138V139H210ZM12 139V140H11ZM21 139H23V140H21ZM30 141H33L32 143H30L29 142V140ZM36 139L39 141L40 139L41 140H44L45 141V139L47 140V141H45V143H44V141H41L40 140V144L42 145V147L45 145V146H47L49 143H51L48 147H49V149H48V147H47V149L46 148H44L43 147V150H42V148L39 146L40 144L38 143V142H35L36 141ZM58 139V138H57ZM60 139V138H59ZM68 139V138H67ZM164 139V138H163ZM162 138H161V140L162 141H164ZM194 139V140H195ZM8 140H10L11 141V144H9L10 142H8ZM14 140H18V142L19 141H21V142H19V144H18V142H16V141H14ZM28 140V141H27ZM76 140V142L78 143V140L77 139H75ZM75 140H73V141H75ZM81 140L79 141V143L81 142ZM84 140H85V142H84ZM104 140V141H105ZM119 140H120V143H119ZM161 140H158V141H161ZM185 140V141H184ZM8 142L7 144L9 145V150L8 149H6L8 146H6L5 145V143L6 142ZM12 141H14V142H12ZM22 141H26L27 143L25 144L27 147H25V145H24V142H22ZM64 141V140H63ZM67 141V140H66ZM65 141V142H66ZM70 141V140H69ZM173 141V142H174ZM186 141H188V142H191L190 144L187 142V144H186ZM212 141V142H211ZM35 142V143H34ZM46 142L48 143L47 145H46ZM61 142V141H60ZM92 142V143H93ZM96 142V143H95ZM114 142L115 143H117L119 146H121V150H123L122 151V153H126V157H130V159L131 160H129L128 158H126V159H128L127 160V162H124L126 159L123 157V155L124 154H122V157L121 156H119L120 154H121V151H120V148H119V146H117V148L116 147H114V145H117V144H114ZM147 142V141H146ZM154 142V143H153ZM167 142V143H166ZM166 142H164V143H166V144H164L165 145V147L164 148H166V145L167 146H171V143L170 142H172V141H166ZM180 142V141H179ZM197 142V143H196ZM231 142V143H230ZM239 142V141H238ZM29 143L31 144L30 146H28L29 145ZM33 143H34V145H33ZM37 143V144H36ZM71 143V142H70ZM70 143H68V145L70 144ZM110 143H111V145H110ZM169 143V144H168ZM196 145H195V144ZM199 143H200V145H199ZM207 143V144H206ZM234 143H232V144H234ZM12 144H14V146L16 145V144H18V145H16V147H14V146H12ZM20 144H21V146L23 147V145H24V149H28V151L30 152H28L27 150H25V153H23L24 151H23V149L21 150H19V149H17L18 147H20V148H22L21 146H20ZM39 144V145H38ZM62 144V143H61ZM64 144V143H63ZM72 144V143H71ZM76 144V143H75ZM83 144V145H82ZM149 144H155L154 146L153 145H149ZM159 144H162L161 142L159 143ZM182 144H184V143H182ZM194 144V145H193ZM198 144V145H197ZM206 144V145H205ZM244 144V146H247V145H245ZM4 145L6 146L5 147V149H6V151H4V149H3V147H4ZM11 145V146H10ZM51 145H52V147H51ZM67 145V144H66ZM74 145V144H73ZM100 145H103V142L100 144ZM110 145V146H109ZM163 145V146H164ZM189 146V149L187 148L188 146ZM192 147H191V146ZM208 146V147H204V146ZM217 145V146H216ZM249 145V144H248ZM60 146V145H59ZM91 146H92V144H91ZM104 146V145H103ZM111 146H113L114 148H116V151H120V153L118 154V152H116L115 150H114V148H112ZM125 146V147H124ZM202 146H203V149L204 148H206L207 150H203L202 151ZM254 146H257L256 148L254 147ZM38 147H40L41 148V150H40V148H39V150H38ZM57 146H55V148H56ZM68 148L69 147H71L70 145L69 146H67ZM111 147V148H110ZM191 147V148H190ZM230 147L231 148H234L233 150L231 149L230 150ZM255 148L256 150H252V148ZM11 148H12V150H11ZM54 148V149H55ZM59 148V147H58ZM58 148H56V150H58L59 151V149ZM72 148V147H71ZM86 148V149H85ZM90 148V147H89ZM113 149L112 150V152L114 153V155H115V153L117 154V155H115V156H110L109 154H108V152L110 153L111 151H110V149ZM122 148H125V150H126V152H125V150L124 149H122ZM132 148V147H131ZM175 148V149H174ZM178 148H180L179 150H178ZM186 148V149H185ZM223 148H225L224 150H226V151H224V152H228L229 150V154H227V155H225L224 156V154L225 153H223ZM246 148V147H245ZM16 149V150H15ZM32 149V150H33ZM46 149V150H45ZM62 149V148H61ZM98 149H100V151L101 150H103L104 152H103V154H102V152H98ZM184 150V152L182 153V150ZM13 150H15V151H13ZM38 150V151H37ZM53 150V149H52ZM55 150V151H56ZM88 150V149H87ZM90 151V149L88 150L89 152H93V151ZM165 150V151H164ZM167 150V151H166ZM175 150H177V151H175ZM186 150V151H185ZM209 150V151H208ZM244 150H247V151H244ZM250 150H252V152L253 153H251V151ZM1 151H3V152H1ZM11 151H13L12 153L13 154H16V155H11V154H5V152L6 153H9V152H11ZM40 151L42 152L41 154L44 156H41L40 155ZM54 151V150H53ZM61 151H63V150H61ZM77 151V150H76ZM87 151V152H88ZM106 151H108L107 152V155L105 154V152ZM169 151V152H168ZM256 151V152H255ZM259 151V152H258ZM260 151H262L263 153H260ZM18 152V153H17ZM33 152V153H32ZM51 152V151H50ZM49 152V153H50ZM98 152V153H97ZM111 152V153H112ZM181 152V153H180ZM202 152V153H201ZM19 153H21L22 155H26V157H27V159H29V157H30V155H31V159L30 160H27L26 159V157L25 158H23V156L20 154V156H19ZM30 154L29 155V157L27 156V154ZM58 153V152H57ZM85 153V154H84ZM91 153H89V156L91 155ZM110 153V154H111ZM112 153V154H113ZM245 153H246V156H248L249 154H250V156L247 158V157H245L244 155H245ZM37 154V155H36ZM181 154V155H180ZM248 154V155H247ZM18 155V156H17ZM45 155H48L47 157L48 158H50L51 160H49V159H47L46 157H45ZM69 155V154H68ZM78 155V154H77ZM101 155H103L102 157H101ZM135 156V157H133V156ZM2 156H0V158H1V160L3 161V159H2ZM16 157V158H14V157ZM71 156V155H70ZM78 156H80V155H78ZM91 156V157H92ZM117 156V157H116ZM119 156V157H118ZM228 156V157H227ZM61 157L63 158V159H61ZM93 157V158H94ZM116 157V158H115ZM121 157V158H120ZM132 157V158H131ZM245 157V158H244ZM65 158V159H64ZM71 158V157H70ZM120 159V160H117V159ZM125 160H124V159ZM197 158H200V160L199 159H197ZM247 158V159H246ZM5 159V158H4ZM10 159V158H9ZM12 159L10 160V161H12ZM23 159H25L24 161H23ZM61 159V160H60ZM77 159H79V158H77ZM80 159H79V161H80ZM115 160V161H120V162H116V165L114 164V162L115 161H113V160ZM0 160V167L2 168V163L3 162H6V163H8L9 161L7 160V159H5L6 161H1ZM34 160H35V162H34ZM36 160H38L39 161V163H37L36 162ZM41 160V161H40ZM108 160V161H109ZM121 160H123L122 161V164H120L121 163ZM225 160H227V161H225ZM32 161V160H31ZM112 161H113V163H112ZM187 161V164H189L190 165V162L189 161H193L194 163H191V167L190 166H188L187 168H186V166H187V164L185 163ZM226 162V164L225 165H227V167L225 166V168H228V169H230V170H228V169H226V170H228V171H222V170H219V167L220 166H222V164H224L223 162ZM28 162H26V163H28ZM81 162V161H80ZM5 163V164H6ZM31 163V164H32ZM236 163H238L237 164V166L236 165H234V164H236ZM9 164V163H8ZM28 164H30V163H28ZM108 164V163H107ZM113 164H114V167H116L115 169H113ZM120 164V165H119ZM260 165V167L261 168H259V165ZM9 165H12V164H9ZM26 166V168H25V166ZM62 165V164H61ZM167 165V167H165ZM258 165V166H257ZM5 166V165H4ZM24 166V167H23ZM78 166V167H77ZM231 167V168H233V169H231V168H229V167ZM255 166V167H254ZM9 167V166H8ZM189 167H190V169H189ZM256 167H258L259 169H257ZM4 168V167H3ZM17 168H19V169H17ZM47 169V171L46 170H43V169ZM74 168V169H75ZM7 169V168H6ZM5 169V170H6ZM25 169L26 170H28V169H30V170H28V172L27 171H25ZM93 169V168H92ZM98 169V170H97ZM110 169V170H109ZM17 170V171H16ZM19 170V171H18ZM39 170V171H38ZM40 170H41V172H40ZM43 170V171H42ZM48 170H49V173H48ZM107 170V171H106ZM109 170V171H108ZM111 170H113V172L111 171ZM97 171H98V175L100 174V177L97 175ZM10 172V171H9ZM12 172V171H11ZM15 172H17L18 174H16ZM40 172V173H39ZM38 173H39V175H38ZM47 173V174H46ZM52 173V172H51ZM58 173V174H59ZM235 173H237V174H235ZM31 174H33V173H31ZM53 174V173H52ZM57 174V173H56ZM57 174V175H58ZM95 174H96V176H98L99 178H101V176H102V178L104 179V178H106L107 180L109 179V181L111 182V183H113L114 184V186L115 185H117V189H119L120 188V190H121V192H114L115 190H114V188H113V193H112V191H111V194H106L105 192V195H104V193H102V191H106V189L105 190H103L104 188L103 187H105V185H104V183H103V185H98V184H102V182H100V183H97L96 181H93L94 180V178H96V177H94L95 176ZM36 175H38L37 177H36ZM53 175H55V173L53 174ZM53 175H52V177H53ZM76 175H78L79 176V178H77L76 177ZM83 175V177H80V176H82ZM94 175V176H93ZM23 176V177H24ZM42 176V175H41ZM63 176V177H64ZM58 177H59V175H58ZM98 177H97V179H98ZM233 177V178H232ZM235 177H237V178H235ZM19 178H18V180H19ZM34 178V181H31V182H34V184H35V186H34V184L33 183H29L28 184V186H31L30 184H33L32 186H34L35 188L36 187H38L39 186V188H41L40 187V185H42L43 183H44V185L46 186V188H47V184L48 185H51V184H49L50 182L46 179V181H42V180H40V179H44V178H41L40 177V181H41V183H40V181L38 182V181H36V182H38V183H35V179ZM14 179V178H13ZM12 179V180H13ZM59 181H58V180ZM28 180V179H27ZM32 180H33V177H32ZM45 180V179H44ZM14 181V180H13ZM58 181V183H56ZM220 181H223L222 182V184H221V182ZM12 182V181H11ZM14 182H16V181H14ZM49 182V183H48ZM108 182V181H107ZM106 182V183H107ZM218 182H220V184H218ZM21 183V182H20ZM40 183V184H39ZM56 183V184H55ZM110 183V184H111ZM27 184V183H26ZM37 184H39V185H37ZM109 183H107V185H108ZM109 184V185H110ZM112 184V185H113ZM24 185V184H23ZM73 185V186H72ZM106 185V186H107ZM112 185H111V188H112ZM10 186V185H9ZM31 186V187H32ZM64 186V185H63ZM82 186H83V191H81V189H82ZM15 187V186H14ZM30 187V188H31ZM42 187H44L43 185H42ZM45 188V187H44ZM45 188V189H46ZM48 188H47V190H48ZM85 188V189H84ZM103 188V189H102ZM10 189H11V187H10ZM37 189V188H36ZM107 189H109V188H107ZM13 190H14V188H13ZM119 190V191H120ZM7 191V190H6ZM29 191H30V189H29ZM53 191H54V193H53ZM58 191V192H57ZM82 193H81V192ZM1 192V191H0ZM12 192V191H11ZM18 192V190L16 191V193ZM37 192V191H36ZM48 192H49V190H48ZM107 192V191H106ZM13 193H15V192H13ZM31 193V192H30ZM29 193V194H30ZM58 193V194H57ZM107 193H110L109 191L107 192ZM54 194V195H53ZM60 194V196H57V195H59ZM83 194V195H82ZM38 195H40V194H38ZM48 195V196H47ZM56 195V196H55ZM50 196H51V199H50ZM54 196V197H53ZM204 196H206V199H207V202H206V199H205V201L203 200L204 199ZM27 197V198H26ZM53 197V198H52ZM55 197H57V198H55ZM74 199H73V198ZM21 199H22V197H20ZM19 198V199H20ZM26 198V199H25ZM47 198H49V199H47ZM62 198V197H61ZM183 198H189V201L190 202H183L182 203V200H183ZM37 199V198H36ZM63 199H64V197H63ZM64 199V200H65ZM69 199H70V202H71V206L69 205V203H68V201H69ZM72 199V200H71ZM18 200V199H17ZM58 200V202H59V204L61 205L62 204V207L64 206L63 204H66L65 205V207H66V209H67V211H66V209H65V207L62 209V207L61 206H58L59 204H58V202L56 203H54V204H57V206L56 205H54V204H52L54 201H57ZM75 200V201H74ZM173 200H178V202L179 203H182V210H181V212L179 211V213H178V217L176 216V214H177V211H176V209H174L172 206H168V204L167 203H169V202H171V201H173ZM181 200V201H180ZM45 201V202H44ZM78 202L77 203V205H73V202ZM250 202V203H252L253 201H254V206L253 205H251V206H249L248 208H247V204H250V203H248V202ZM46 202H47V204H46ZM176 202V201H175ZM258 204H257V203ZM3 203L4 202H2L1 204L3 205ZM5 203H6V205H7V202L5 201ZM12 203V202H11ZM45 203V204H44ZM49 204H51V205H49ZM68 204V205H67ZM262 204H260V205H262ZM6 205H3V206H6ZM22 206L23 207V210H21V208H20V206ZM26 205H28V206H26ZM40 205H42V208H41V206ZM45 205H46V207H45ZM72 205H73V207H72ZM179 204H177L176 206H178ZM257 205V206H256ZM1 206V205H0ZM2 206V207H3ZM10 205H8V207H9ZM25 206H26V208L28 209L29 208V210H28V213L30 214H28L27 215V210H24V209H26L25 208ZM34 206V207H33ZM44 206V207H43ZM49 206H50V208H49ZM78 206H80L79 208H78ZM225 206H226V208H227V210L225 211H223L222 210V208L224 207L225 208ZM52 207V208H51ZM53 207H54V209L55 208H57V210L55 209V211H54V209H53ZM58 207H61V209L59 210V208ZM68 207H70L71 208V210H70V208H69V211H68ZM262 207V206H261ZM5 208V210H6V208L7 207H4ZM13 208V207H12ZM11 208V209H12ZM15 208V209H16ZM19 208H20V210H19ZM31 208V209H30ZM44 208L45 209H47V210H49V209H51V211L49 210V212L50 213H53V212H55L56 213V215H55V213H53L55 216H57V214H58V216L60 215L61 217H63V218H61L60 219V217H58L57 216V219H58V221L59 220H61V221H57V219H56V217H54V215L53 214H50L47 210H44ZM215 209V211H212V209ZM229 208H231V210L229 209ZM249 208H251L248 212L247 211H245V210H248ZM15 209H13V210H15ZM33 209V210H32ZM40 209H42L41 211H40ZM53 209V210H52ZM75 210V212H76V216L75 215H73L72 213H74V210ZM32 210V211H31ZM73 210V211H72ZM78 210H80V211H78ZM196 210H199L201 213H202V217H200V216H198L197 214H196ZM217 210V211H216ZM228 210L230 211V212H228ZM18 211H15V213L16 212H18ZM30 211V212H29ZM37 211H40L41 213H39V214H46V212H48L47 214H46V217H48L49 219L51 218V221L53 220V219H56V220H53V223H52V225H50V227L52 226V228H55V232H56V230H57V235L55 234V232H54V229H50L49 230V228H47V227H45V226H47V225H49L48 224V222H45V221H49V219L48 218H42V217H44V216H42V215H39V214H37L36 212ZM45 213H44V212ZM62 211H65L66 212V214H63V215H65V216H62L60 213ZM72 211V213H70ZM214 212V213H216L217 215H216V217H214V215L215 214H209L210 212ZM219 211L221 212V213H219ZM1 212V211H0ZM12 212V211H11ZM43 212V213H42ZM65 212H63V213H65ZM80 212V213H79ZM98 212V213H97ZM4 213H5V211H4ZM21 213H20V215H21ZM70 215H69V214ZM77 213H79V215L77 216ZM92 213V214H91ZM99 213H100V215H99ZM182 213V214H181ZM13 214V213H12ZM48 214L50 215V216H48ZM89 214H91V216H93V217H91V216H89ZM94 214H98L99 216H97V215H95L94 216ZM206 214V215H205ZM210 215V216H212L213 218L212 219H209L208 217H207V215ZM250 214H253L254 215V217H255V219H256V226L255 227H253V225H251V224H253L252 222H254L255 220H254V217L251 215V217L249 216ZM5 215V214H4ZM9 215V214H8ZM7 215V216H8ZM35 215V216H34ZM39 216V220H41V218H42V220H44V221H42L41 223L39 222V221H37L38 219V217L37 216ZM53 215V216H52ZM247 215L249 216V217H247ZM3 216V215H2ZM23 216V217H24ZM40 216H41V218H40ZM67 216H69V217H67ZM209 216V217H210ZM180 217V218H179ZM65 218V220L67 221H64L63 219ZM68 218H70V219H68ZM167 218H170V220L168 221V222H171V219L174 221V224L177 222V224H178V222L179 221H177L178 220V218H179V220L181 221V222H183V223H185V222H187V221H184V220H187V218H195L196 220H198L199 222V224H200V227H194V225L192 226V229H189V230H186V229H188V228H186V227H181L180 226V228H176V226L175 225H177V224H175V225H172L173 224V222L172 223H167V221H166V219ZM176 220H175V219ZM211 218V217H210ZM246 218H248V220L246 219ZM249 218H253V220H252V222L250 223V221L251 220H249ZM20 219H22V220H20ZM47 219V220H46ZM68 219V220H67ZM163 219H165V221L163 220ZM3 220V219H2ZM14 220V221H13ZM19 220H20V222H19ZM71 222H70V221ZM183 220V221H182ZM249 222V224L247 223L246 224V222L247 221ZM1 221V220H0ZM4 221H5V218H4ZM3 221V222H4ZM51 221H49V223L51 222ZM56 221V222H55ZM63 221L67 224L68 222H70V225L69 226H67V225H65L64 223H63ZM246 221V222H245ZM2 222V223H3ZM13 222H15V223H13ZM20 224H19V223ZM57 222L61 225V222H62V226H61V228L63 229H61L60 227H58L59 226V224H57ZM13 223V224H12ZM23 223V224H22ZM45 223H47L45 226L43 225L42 226V224H45ZM264 223V222H263ZM4 224V223H3ZM19 224V225H18ZM51 224V223H50ZM55 224H57V225H55ZM17 225V226H16ZM216 225V226H215ZM218 225V226H217ZM249 225H251L252 227L250 228L249 227ZM264 225V224H263ZM17 228H16V227ZM19 226V227H18ZM54 226V227H53ZM56 226V227H55ZM81 226V227H80ZM170 226H175V231H170L169 229L170 228H172V230H173V228L174 227H170ZM184 226V225H183ZM246 226H248L249 227V229H251L250 231L248 230V227H246ZM262 226V225H261ZM69 227V228H68ZM84 227H85V229H84ZM170 227V228H169ZM178 227V226H177ZM7 228V227H6ZM24 228V229H23ZM43 228H47V230H43L42 231V229ZM65 228H67V229H65ZM78 228V229H77ZM80 228H83L82 229V231H79L80 230ZM185 229L184 231H183V229ZM213 228V227H212ZM227 228V229H226ZM258 228H260V227H258ZM257 228V229H258ZM262 228V229H261ZM260 229L264 232V229H263V226L261 227ZM58 229H60V230H62V232H60ZM69 229V230H68ZM181 229H182V231H181ZM255 230L254 232H253V234H255V232L257 231L258 232V230ZM9 230V229H8ZM19 230V231H20ZM67 230V231H66ZM77 230V232H75ZM201 230V231H202ZM211 230H215L214 228L213 229H211ZM223 230V231H224ZM253 230V231H252ZM10 231V232H11ZM50 231H51V235H50ZM52 231H53V233H52ZM63 231H65V233H63ZM200 231V232H201ZM204 231H206V230H204ZM6 232V231H5ZM15 232H17L16 234H15ZM44 232V233H43ZM48 232H49V234H48ZM225 232V231H224ZM236 232H238V233H236ZM263 232H261L260 230H259V233H263ZM23 233V232H22ZM77 233V234H76ZM79 233V234H78ZM240 233H242L243 235H246V236H244L243 237V235L242 234H240ZM249 233V234H248ZM6 234V233H5ZM7 234H9V232H7ZM19 234H21V235H19ZM256 234H258V233H256ZM50 235V236H49ZM53 235H55V237H53ZM239 235V236H238ZM258 235H260V234H258ZM258 235H253V237L255 236V238H252V241L253 240H257L256 242L257 243H259L258 242V240L261 238V237H263V241H264V236H263V234H262V236H258ZM17 236V237H16ZM47 236V237H46ZM217 236V235H216ZM222 236V237H221ZM224 237V238H228V237ZM1 237V236H0ZM52 239V241L50 240V238ZM233 237H231L232 239H229V240H233V242L235 241L234 239L235 238H233ZM251 237H248L249 238V240H248V242H250V244L252 243V241H251ZM257 237H259V239H256ZM3 238V237H2ZM26 238V240H24ZM54 238V239H53ZM46 239H49V240H46ZM237 239V240H238ZM247 239V238H246ZM236 240V241H237ZM262 240H259V241H261V243H262ZM11 241V240H10ZM9 240H7L6 241V243L8 244V242H10ZM215 241H217V237H215ZM219 241V240H218ZM226 241V239L224 240L223 238H222V241L220 240L219 242L221 243V247L220 248H223L224 247V249L226 248L225 246H227L228 245V243H226L225 242ZM236 241H235V243H236ZM19 242H21L22 243V241H19ZM226 243V244H224V243ZM229 242V241H228ZM232 241H231V243H229V246H227L228 247V253H227V250H224V249H218L219 251L221 250V253H223L224 251H226V253L229 255V256H231V257H229L227 254V259H232L233 260V258L235 257V255H238L237 253V249L238 248H236L237 246L236 245H238L239 246V243L237 242V244L236 245H234L233 246V243ZM240 242V247L239 248H241V246H244L245 244H246V240H245V242H244V239L242 240V242L241 241H239ZM247 242V244H246V246L245 247H242V248H245V250H244V253L245 252H247V250L249 249V252L250 251H252V246H254V241H253V245L251 246V245H249V243ZM222 243H223V245H222ZM256 243V245H258ZM261 243H259V245L258 246H256L257 248L259 247V246H261L260 244ZM29 244V245H28ZM232 244V247H230V245ZM242 244V245H241ZM244 244V245H243ZM23 245V244H22ZM248 246H250L251 248H248ZM255 247V246H254ZM253 247V248H254ZM255 247V248H256ZM262 247L264 248V244L262 243ZM261 247V249H260V247H259V249H256L257 251L258 250H262V251H264L263 250V248ZM219 248V247H218ZM233 250H232V249ZM248 248V249H247ZM254 248V249H255ZM227 249V248H226ZM251 249V250H250ZM222 250H224V251H222ZM241 250H243V249H241ZM256 250H253V251H256ZM172 251H174L173 253H172ZM239 251H240V249H239ZM252 251V252H253ZM252 252L251 253H245L244 255H245V257H246V259H244L245 257H244V255L242 256V253H243V251H241V254L239 253V255L237 256V259H238V257H240L241 258V256L243 257V259H244V261L243 262H245V261H248V263L247 262H245L244 264H251L252 262H250L249 263V261H250V258L251 257H249V255L250 254H252ZM3 253V252H2ZM212 253H214V256H213V258H212V256H211V258L210 259H212V260H214L213 261V264H215V261H216V256L218 257V258H221V262L223 263V258L225 259L226 258V256L225 255H223V254H221V255H223L224 257H222V256H218L217 254L219 253L220 254V252H218L217 254H216V251H213ZM258 253H260L259 251H258ZM258 253H256L255 252V255H256V257H258L259 255H257ZM189 254V253H188ZM215 254H216V256H215ZM253 254H254V252H253ZM252 254V255H253ZM241 255V256H240ZM252 255H250V256H252ZM3 256V255H2ZM254 256V255H253ZM261 256V255H260ZM259 256V257H260ZM185 257H186V259H185ZM249 257V258H248ZM1 258V257H0ZM4 258V257H3ZM3 258H1V259H3ZM5 258H4V260H5ZM193 259V261L192 260H190V259ZM215 258V259H214ZM239 258V259H240ZM253 258V257H252ZM251 258V259H252ZM255 258V257H254ZM253 258V259H254ZM249 259V260H248ZM260 259V258H259ZM261 259L263 260V257H261ZM219 260V259H218ZM217 260V261H218ZM226 260V259H225ZM231 260V261H232ZM255 260H256V258H255ZM6 261V260H5ZM31 261V262H32ZM209 261H210V264H212V262H211V260H209L208 259V262L206 263V264H209ZM216 261V264H222L220 261H218V262H220V263H218ZM228 261V260H227ZM230 261V262H231ZM235 261V262H234ZM233 262L236 264V261H239V260H234ZM253 261V260H252ZM12 262V261H11ZM20 262H26V264L28 263V260L26 261V260H23V261H20ZM31 262H29V263H31ZM226 262V261H225ZM243 262H241V260L239 261V263H241V264H243ZM256 263L258 262L257 260L255 261ZM254 261H253V263L254 264H256ZM28 263V264H29ZM234 263H232V264H234ZM231 264V263H230ZM258 264H259V262H258ZM261 264V263H260Z\"/></svg>",
    "mask_w": 264,
    "mask_h": 264
},
{
    "label": "rangeland",
    "instance_id": "374dc122",
    "mask_svg": "<svg viewBox=\"0 0 264 264\" xmlns=\"http://www.w3.org/2000/svg\"><path fill=\"white\" fill-rule=\"evenodd\" d=\"M10 1V0H9ZM14 0H12V2H13ZM18 1V0H17ZM22 0H20V2H21ZM25 1H27V2H25ZM124 1V2H123ZM186 1V2H185ZM196 1H198V3L196 2ZM172 2V3H171ZM175 2H176V4H175ZM192 2V3H191ZM205 2H207V3H205ZM209 2V3H208ZM13 3H15L16 4V2H13ZM30 3V4H29ZM63 3H64V7H63ZM126 3V4H125ZM171 3V4H170ZM179 3V4H178ZM181 3V4H180ZM203 3H205V4H203ZM223 1L222 0H190V2L188 1V0H24V2L23 3H20V4H22V5H24V9L26 8L27 9V7H28V12H30V14L29 13H27V11L26 10H21L23 7L22 6H20V4H19V7H22L21 9L19 8V10H21L18 14H14V13H12L13 15H12V19L13 20H17V22H20V20H22V21H25V22H23L24 24H22V25H24L25 26V24H26V20H28L27 21V23L29 22V23H31V26H29V27H31V29L30 28H28V30H26V29H22L21 28V24L19 23V25H17L18 23H15L16 25H17V27H15L14 26V22L15 21H13V24H12V26H14L15 28H20L19 30H16V31H14L15 29H13L14 27H12V26H10V28L12 29V33L11 34H16L17 33V31H18V35H20V37L19 36H15V35H13L14 37H18L19 39H17V38H14L13 37V41L11 42V44L13 43V45L11 46H8V48L9 49H12V47H13V50L14 51H12V53L14 54L13 56H15L16 55V57H13L12 55V62L10 61L11 60V58L9 59V61L11 62V63H9L8 61H5L6 63H8V64H10L9 66H8V64H6V66H8V68L5 70V71H3V72H0V73H6V71L8 70V72H10V73H12V71H14V74L12 73V75H13V79H10V76L8 77V76H6V75H9L8 74V72L6 73V77H8L9 78V80L13 83L14 82V84H13V86L11 85L12 83L10 82L9 83V80H6V81H8V83H5L6 85H4V84H2V82H0L1 84H2V87H4V86H6L5 88H1L3 91H0L1 93H0V96L1 97H4V96H6L7 95V97H8V95H10L9 97L10 98H14L15 100H12V99H10L9 101L11 102V101H17V99H18V94L19 93H21V91L19 92V90H21V89H19L20 87H23L24 88V81H25V83H27V84H30V85H27V87L25 88V89H27V92H29V93H31V92H33V95L31 94V97H29L30 96V94L28 95V97L29 98H27V99H24V100H26V102L23 100V98H25L24 97V95H22L23 96V98L22 99H18L19 101L21 100L22 102H23V104H22V102H20V104H21V107L23 106V105H26V108L28 109L29 107V109H31L32 108V106L34 105L35 106V104L37 105V103H38V105L39 106H41L42 105V107L43 108H39V112H34V114H32L31 115V113L33 112V111H35V110H37V108L35 109H32V110H30V111H32L28 116H30V117H33V119H32V121L34 120L35 121V123H37V125H40V130H39V133H40V131H42V134H44L45 135V132H44V129H45V131H48V133H50V131H52V135L54 136V135H56L55 137V139L56 140H52V142L54 141H56L55 142V145H54V143H52L51 142V140L49 139V136H48V140H50V142L54 145L53 147H52V145H51V150H49V152L48 153H46V151H48V150H46L47 149V147L51 144V143H47L46 142V145L47 146H43L44 148H46L45 150V152L44 151H42L43 150V147H42V145L40 144L41 142H40V140L44 137V135H42L43 137H41V139L38 141L37 139H36V141L35 142H40L38 145L42 148V150H41V148L40 147H38V150H39V148H40V150L44 153V154H48V155H45V157L47 158V159H49V160H54V162H53V165L55 164V162H57V161H55L56 159H57V156L60 158V156H62V157H65V156H63V153H65V151L64 150H67V154H65L66 155V157L68 156L69 158H66V159H68V161L70 162V164H71V160L70 159H72L73 157H74V159H72V161L74 160H76V162H77V160H78V163H79V165L81 166V164L82 165H84V163H86L85 161H87V159L89 158H91V160L89 161V159H88V161L89 162H91L92 164L93 163H95L94 165L96 166H98V161H102L104 158H101L100 160H98V157H99V154H96V152L94 153V151L91 149V148H94V136L95 135H93V134H96L97 136L99 135H101V139H100V137H98L100 140H98V141H102V136H104V135H106L105 134V132L106 133H108L109 135H111V136H113L114 138H112L113 140L115 139V136H122V135H124V136H122V137H125V136H127V134H129L130 132H131V134L132 133H135L136 131H137V129H136V131H135V128H139V123H136V121H139L140 122V119L139 118H144V117H147L149 114H153L154 112H148V113H146L145 112V114H148V115H146V116H144V117H138V119L139 120H136V119H130V117H132L131 115H127L126 114V116H124V112H126V111H123L122 112V114H121V112L120 113H118L119 112V110L121 111L122 109H123V107H122V109L121 108H119L117 105H114L115 103H114V101L116 102L117 101V99L118 98H120L121 100H122V97H115V99L113 100L111 97H109V95L108 96H106V95H104L103 96V101H104V103H105V96L107 97V99L108 100H110L111 102H113L114 104H112L113 105V108H114V106H116L115 107V109L118 107L119 108V110H117L116 109V111H117V113L115 112V111H111V110H109V109H113L112 108V105L111 104H109V102H106L105 104H109V107H110V105H111V107L110 108H108V110L109 111H107L106 113H104V114H101V112L104 110V111H106L105 109H107V107L106 106H108V104L105 106L106 108H102V105H103V102H102V100L100 101V99H102V96L101 95H103V94H101V91H100V93L98 92V91H92V88H91V86L92 85H90V87H88L89 85L87 84L88 83V81H89V84H94L93 85V87H94V90H95V88H98V86L101 84V83H99L98 84V86H96L97 85V82L95 83L94 82V79L92 80V78H93V75H94V77H95V73L97 72V75H98V72L100 73L101 71H103V73L105 72V71H108L107 72V75L108 76H106V77H110L109 78V80L111 79V80H117V82H118V80L120 79V80H122L123 78H124V76H122L123 78H119L117 75H116V73H119L121 70H124V69H133V68H130V66L129 67H127V65H131L132 67L134 66L135 68H143L144 67V69L146 68V67H150L149 68V70H151L152 68V70L151 71H153L154 72V74H158L159 72H160V69L161 70H163L164 72H165V70H166V72H170V73H172V75L169 73V75H171L170 77L168 76V74L165 72L164 74H167V75H165L166 77H167V80L169 81L172 77H174L175 78V80L177 81V82H179L178 84L176 83V81H173L174 79L172 78L170 81H173V83H175V84H177L178 86L179 85H190L191 86V84H192V86H202L203 84H201L200 83V80L202 81V80H208V78L209 79H211V77L209 76V75H211L212 77H213V75L214 74H216V72H219V71H221V72H219V74H223V70H225V72L224 73H226V74H224V75H227V73L229 74V76H233L232 78L231 77H229L231 80H229V78L227 79V76H225L224 78H225V81L223 80V81H220V78H219V80H215V84H216V86L214 87V89H209V87L212 85V84H214V81H212V79H211V81L210 80H208L209 81V83L210 82H212V84H208L207 86H209L208 88H207V86H203L204 88H206V89H204L203 87V89L201 88V90H203L202 92H197L196 93V95L195 94H193V96L195 95L196 96V98H194V97H191L192 96V94H190L189 96L191 97V99L193 100V98L196 100H200V98H202V96H203V98L204 99H202V100H207L208 101V98L209 99H211L210 100V102H208V104H211V101H213L212 102V107H211V105H209L210 106V108L211 109H209L208 107L206 108V109H209L210 110V114H213V115H215L214 113H216V118H217V120H218V122H220V123H222V124H224V122H221V121H224L223 119H221V121H219L220 119H218V113H217V111H219V110H217V109H215V108H217L218 107V109L220 108V110H221V108L223 107V105H222V103H219V101H221L223 98L222 97H224L225 99H227V98H230V100H231V98L232 99H234L235 101H237V103H252V101L253 102H255L254 100L256 99L257 100V98L259 97V96H261L260 95V92L257 90V91H254V90H249V91H247L246 89H242V86H241V88H239L240 87V85H241V82H242V80H241V78L239 77V74L237 73L236 75H238L237 76V78H235V74L234 73H230V72H233V70H231V68L233 67H235L236 66V64H238L239 62H241V61H243V62H245V61H251V60H253V59H255L256 58V55H257V52H259V51H263L264 52V47H261V48H257V49H251V48H248L247 50H246V52H243L242 54H241V52L239 53V51H235V52H233V53H237V57H234V58H232V51H231V49L232 48H236V49H239V48H241L242 47V45L244 44V38L243 37H241V38H239L240 39V41L237 39V41H236V39H234V38H224V37H222V35H218L217 37H215V38H213V42L215 41V44L213 45V42H211L209 45H213V46H215V47H217L218 48V46L220 47L219 49H224L225 51H220L221 53H224L225 55H223V57L222 58H220L221 60H219L220 61V63H222V65L223 66H218V65H212L211 64V62L208 64V65H210V67L208 66V67H205V69H206V73L204 74V73H202V72H205V69H203L202 68V66H203V63L205 64L206 62L204 61H199V63L200 62H203L202 64L200 63V65H199V63H198V61L196 62V59H195V61H194V59H191V57H190V55L189 56H187L188 54H189V50L186 48V47H184L183 45L180 47V43H179V39H178V35L180 34V33H182L183 34V32H181L180 31V19H178V16L179 15H183V16H190V19L193 17V19H192V21L193 22H195L194 24L195 25H199V26H205V25H214L215 26V29H217V30H219V31H225L226 30V28H229L230 26H232V27H237L238 25V27H237V29L239 30L238 32H236V36H238L240 33L239 32H241V34L244 32V31H247V30H249V31H257L259 28H260V26H259V23L261 22V20L263 19L262 17H260L259 19H257L256 21H255V23H253V24H251V26L248 28L247 27V29H246V27H245V25L243 24V23H245L244 21H243V19L239 16V14L241 13L240 11L241 10H243L242 9V7H240V5H242L243 6V4H240L239 5V8H238V6H230L229 8L228 7H224L223 6ZM29 4V5H28ZM168 4V5H167ZM192 4V5H191ZM203 4V5H202ZM119 5V6H118ZM172 5H174V9H173V6ZM178 5V6H177ZM196 5H198V6H196ZM26 6V7H25ZM30 6V7H29ZM114 6V7H113ZM130 6V7H129ZM164 6V7H163ZM170 6V7H169ZM177 6V7H176ZM172 7V8H171ZM244 7V6H243ZM247 7V6H246ZM33 8V9H32ZM61 8V9H60ZM65 10H64V9ZM110 8V10H108ZM113 8V9H112ZM119 8V9H118ZM121 8V9H120ZM123 8H125V9H123ZM165 8V9H164ZM105 9V10H104ZM106 9H107V11H106ZM200 9V10H199ZM18 10V11H19ZM119 10H121V11H119ZM160 10V11H159ZM203 10V11H202ZM240 10V11H239ZM66 12V15H63V14H65V13H63V12ZM119 11V12H118ZM141 11V12H140ZM152 13H151V12ZM165 11V12H164ZM237 11H238V14H236L237 13ZM15 12V11H14ZM124 12V13H123ZM127 12H129V13H127ZM149 12H150V14H149ZM162 12H163V14H162ZM208 12V13H207ZM17 13V12H16ZM60 13V14H59ZM115 13V14H114ZM121 13V14H120ZM132 13V14H131ZM204 13V14H203ZM231 13H232V15H231ZM23 14V15H22ZM153 14V15H152ZM157 14V15H156ZM172 14V15H171ZM199 14V15H198ZM201 14V15H200ZM231 16H230V15ZM234 14V15H233ZM56 15H59V16H56ZM62 15V16H61ZM129 15H131V17L133 18V19H131V17L129 16ZM152 15V16H151ZM177 15V16H176ZM236 15H238V16H236ZM144 16V17H143ZM148 16H149V18H148ZM153 16H155V18L153 17ZM226 16V17H225ZM230 16V17H229ZM54 17V18H53ZM63 17V18H62ZM64 17H65V19H64ZM67 17V18H66ZM136 17V18H135ZM171 17V18H170ZM194 17H196L195 19H194ZM225 17V18H224ZM151 18V19H150ZM157 18V19H156ZM222 18V19H221ZM245 18V17H244ZM12 19H10L9 21H11ZM24 19V20H23ZM58 19V20H57ZM62 19V20H61ZM67 19V20H66ZM156 21H155V20ZM228 19H230V21H228ZM231 19H234V20H231ZM247 19V18H246ZM30 20V21H29ZM152 20H154V21H152ZM168 20L170 21V22H168ZM245 20V19H244ZM9 21H6V24H7V22H8V24H9ZM21 21V22H22ZM32 21V22H31ZM179 21V22H178ZM215 23H214V22ZM65 22H67V23H65ZM121 22H122V24H121ZM148 22V23H147ZM162 22V23H161ZM182 22V21H181ZM198 22V23H197ZM210 22H212V23H210ZM232 22V23H231ZM258 22V23H257ZM10 23H12V22H10ZM58 23V24H57ZM75 23V24H74ZM154 23V24H153ZM197 23V24H196ZM214 23V24H213ZM242 23V24H241ZM7 24V25H8ZM67 24V25H66ZM77 24V25H76ZM114 24V25H113ZM119 24H120V26H119ZM162 24V25H161ZM165 24V25H164ZM202 24V25H201ZM227 24V25H226ZM229 24V25H228ZM232 24H234V25H232ZM235 24H237V25H235ZM7 25H5L4 24V29L6 28V27H8ZM10 25V24H9ZM28 25H30V24H28ZM27 24H26V27L28 26ZM55 25V26H54ZM72 25H73V27H72ZM100 25V26H99ZM111 25H113V26H111ZM118 25V26H117ZM122 25V26H121ZM153 25V26H152ZM156 25V26H155ZM172 25H174V26H172ZM24 26H23V28H24ZM64 26H66V27H64ZM71 26V27H70ZM174 28H172V27ZM59 27V28H58ZM68 27H70V28H68ZM79 27V28H78ZM113 27V28H112ZM152 27H154V28H152ZM177 27V28H176ZM207 27V26H206ZM226 27V28H225ZM240 27H242V28H240ZM64 28H65V31H64ZM66 28H68V30L66 29ZM108 28H110V29H108ZM159 28V29H158ZM62 29V30H61ZM192 29V30H191ZM191 29H189L187 32L188 33H193L194 31H196L195 30V27H191ZM225 29V30H224ZM237 29H236V31H237ZM6 30H7V28H6ZM30 30V31H29ZM33 30V31H32ZM47 30V31H46ZM73 30V31H72ZM81 30V31H80ZM115 30V31H114ZM194 30V31H193ZM202 30H203V28H202ZM26 31H29V32H31V33H26ZM44 31V32H43ZM54 31V32H53ZM61 31V32H60ZM80 31V33H78ZM173 31V32H172ZM208 30H206V32H207ZM13 32H16V33H13ZM25 32V33H24ZM32 32H33V34H32ZM72 32V33H71ZM76 32V33H75ZM165 32H166V34H168L169 33V35L168 36H165V38H164V36L163 35H160V34H163L164 33V35H166L165 34ZM168 32V33H167ZM186 32V31H185ZM187 32H186V34H187ZM206 32H205V34H204V32H202L204 35H206ZM209 32V31H208ZM45 33V34H44ZM56 33V34H55ZM66 33V34H65ZM68 33V34H67ZM137 33V34H136ZM238 33V34H237ZM80 34V35H79ZM158 34H159V36H158ZM173 34H174V36H173ZM182 34H180V35H182ZM24 35V36H23ZM36 35V36H35ZM58 35V36H57ZM61 35V36H60ZM73 35H75L76 37H78L77 39H76V37L75 36H73ZM176 35V36H175ZM35 36V37H34ZM44 38H43V37ZM45 36H47V37H45ZM70 36V37H69ZM24 37H28V38H26V40H27V42L26 41H23V40H25V38ZM31 37H34V38H31ZM38 37H41V39L42 40H44V41H42L40 38H38ZM49 37V38H48ZM55 37H57V38H55ZM61 37L63 38V40L61 39ZM168 37V38H167ZM177 38L178 39V41L177 40H175V38ZM31 38V39H30ZM47 38V39H46ZM53 38V39H52ZM60 38V39H59ZM85 39V40H83V39ZM169 38H170V40H169ZM15 39H16V42H15ZM21 39H22V41H21ZM33 39V40H32ZM69 39H71V40H69ZM79 39V40H78ZM234 39V40H233ZM18 40V41H17ZM46 40V41H45ZM52 40V41H51ZM54 40V41H53ZM56 40V41H55ZM57 40H59L60 42H58ZM65 40H67L69 43H66L65 42ZM78 40V41H77ZM82 40V41H81ZM173 40V41H172ZM212 41V40H211ZM217 41V42H216ZM218 41H219V43H218ZM39 42V43H38ZM45 42V43H44ZM46 42H48V43H46ZM64 42V43H63ZM72 44H71V43ZM75 42H78V43H75ZM83 42V43H82ZM242 42H243V44H242ZM43 43V44H42ZM56 43V44H55ZM58 43V44H57ZM62 43V44H61ZM217 43V44H216ZM8 44V43H7ZM69 44V45H68ZM71 44V45H70ZM74 44V45H73ZM75 44H77L76 46H78V47H76L75 46ZM40 45V46H39ZM47 45V46H46ZM65 45V46H64ZM82 45V46H81ZM85 45H87V46H85ZM56 46V47H55ZM264 46V45H263ZM66 47V48H65ZM74 47H76V48H74ZM43 48H46V49H43ZM55 48H56V51H55ZM74 50H73V49ZM202 48V47H201ZM59 49V50H58ZM68 50V51H65V50ZM77 49V50H76ZM42 50H43V53H44V50H45V53L43 54L42 53ZM52 50V51H51ZM72 50L73 51H75L74 53L76 54V53H78V55H83L82 56V58H79L78 57V55L77 56H75V54H74V56H71V55H68V54H72L73 52H72ZM229 50V51H228ZM15 52V53H14ZM49 52V53H48ZM67 52V53H66ZM80 52V53H79ZM263 52H262V54H263ZM17 53V54H16ZM19 53H24L25 55H27L26 56V58L24 57H22L23 59H24V61L23 62H21V60H23L22 58H20V57H18V55L19 56H22V54L20 55ZM48 53V54H47ZM52 53V54H51ZM57 53V54H56ZM62 53V54H61ZM64 53V54H63ZM213 53V52H212ZM212 53H209L210 55L212 54ZM85 54V55H84ZM152 54V55H151ZM232 55V56H230V55ZM241 54V55H240ZM43 55V56H42ZM46 55L48 56L49 55V57H46ZM73 55V54H72ZM115 55V56H114ZM121 55V56H120ZM185 55V56H184ZM254 55V56H253ZM259 55H260V53H259ZM45 56V57H44ZM57 56V57H56ZM88 56L90 57V58H88ZM155 56V57H154ZM224 56H225V58H224ZM230 56V57H229ZM243 56V57H242ZM68 57H69V59H68ZM187 57H189L188 59H187ZM199 57V56H198ZM204 57V56H203ZM226 57H227V59H226ZM246 57V58H245ZM261 57V56H260ZM263 57H264V55H263ZM79 58V59H78ZM202 58V57H201ZM209 58V56L207 57V59ZM230 58H231V60L233 61H231L230 60ZM250 58H251V60H250ZM18 59V60H17ZM21 59V60H20ZM43 59V60H42ZM50 59V60H49ZM73 59V60H72ZM87 61H86V60ZM191 59V61L192 62H194V63H196V65L198 66H200V68L201 69H203L202 70V72L200 71V73H202V76H201V79H200V75H198L199 73H197V71H199V70H194V69H196L197 68V66L195 65V64H191V62L189 61ZM203 59H205V58H203ZM211 59V58H210ZM234 59V60H233ZM247 59V60H246ZM8 60V59H7ZM20 60V61H19ZM45 60V61H44ZM81 60V61H80ZM241 60V61H240ZM44 63H43V62ZM82 61H84V63H82ZM209 61V60H208ZM4 62V63H5ZM47 62V63H46ZM86 62V63H85ZM90 62V63H89ZM237 62V63H236ZM4 63H2V65L4 64ZM20 63V64H19ZM26 63V64H25ZM188 63H190V66L192 65L193 67H194V65L196 66V67H194V68H192V70L191 69H189V68H191V67H189V64ZM248 63V62H247ZM17 64V65H16ZM25 64V66H26V70L28 69L27 68V66H29V68H30V71H31V73H30V71H28V73H30L31 74V77L29 76V75H27L26 77H25V75L23 76L24 77V79H23V77L22 78H20V77H18V75L20 74V75H22L21 74V69H23L22 67H23V65ZM83 64H88V65H83ZM144 64V65H143ZM234 64V65H233ZM263 64H264V62H263ZM1 65V64H0ZM21 66V68H20V66ZM44 65V66H43ZM104 65V67H102ZM147 65V66H146ZM148 65H150V66H148ZM186 65V66H185ZM52 68H51V67ZM126 66V67H125ZM2 68L3 67H5V66H1ZM0 67V68H1ZM41 67V68H40ZM59 67V68H58ZM102 67V68H101ZM107 67V68H106ZM124 67V68H123ZM152 67V68H151ZM228 67V69L229 70H227L226 68ZM19 68H20V71H19ZM45 68H46V70H45ZM121 68V70L119 71V72H116V71H118V69H120ZM123 68V69H122ZM141 68V69H142ZM147 68V69H148ZM209 68H211V70L209 69ZM224 68V69H223ZM4 69V68H3ZM3 69H0V70H3ZM53 69V70H52ZM58 69H59V71H58ZM107 69V70H106ZM111 69V72H113L114 74H113V76H111L112 75V73L110 72V74H109V70ZM140 69V70H141ZM170 69H172V70H170ZM198 69V68H197ZM10 70V71H9ZM26 70H24L25 72H26ZM38 70V71H37ZM56 70V71H55ZM143 70V69H142ZM149 70H147V72H149ZM155 70H158V73L157 72H155ZM185 70H190L189 71V73L188 72H186ZM209 70V71H208ZM227 70V71H226ZM41 71V72H40ZM58 71V72H57ZM61 71V72H60ZM74 71V72H73ZM94 71V72H93ZM115 71V72H114ZM133 71V70H132ZM135 71V70H134ZM150 71V72H151ZM180 71H182V72H186L187 74H186V76L184 75V73H183V75H180V73H182V72H180ZM212 71H213V73H212ZM24 72V73H25ZM44 72V73H43ZM71 72V73H70ZM153 72H151V74L153 73ZM162 72V71H161ZM179 72V73H178ZM192 72H194L195 74L197 73V77L196 76H193L192 74ZM23 73V74H24ZM55 73H56V75H55ZM70 73V74H69ZM102 73V72H101ZM102 73V74H103ZM163 73V72H162ZM162 73H160L161 75V77H162ZM192 73V74H191ZM208 73V75H206ZM210 73V74H209ZM212 73V74H211ZM236 73V72H235ZM3 74H1L0 76V78L1 79H3L2 78V75ZM27 74V73H26ZM57 74H58V77H57ZM92 74V75H91ZM106 74V73H105ZM150 74V75H151ZM175 74V75H174ZM194 74V75H195ZM231 74V75H230ZM233 74V75H232ZM4 75H3V77H4ZM11 75V74H10ZM12 75H11V78H12ZM15 75V76H14ZM19 75V76H20ZM110 75V76H109ZM116 75V76H115ZM121 75V74H120ZM153 75V74H152ZM190 75V76H189ZM205 75H206V77H205ZM99 77H100V74L98 75ZM105 76V75H104ZM103 76V77H104ZM147 76H149V74L147 73ZM158 77H160L159 75H157ZM164 76V75H163ZM176 76V77H175ZM203 76L205 77V79L203 78ZM217 76H220V75H217ZM217 76H215V77H217ZM17 79H16V78ZM99 77H95L96 79L95 80H98L99 79ZM102 77V76H101ZM105 77V78H106ZM116 77V78H115ZM161 77H160V79H161ZM259 77V76H258ZM8 78H6V79H8ZM19 78L21 79V80H24L21 84H20V81H19ZM88 78V79H87ZM113 78V79H112ZM163 78H165V77H163ZM170 78V79H169ZM222 79H224L223 77H221ZM234 78V79H233ZM261 78H262V76H260L259 78H258V80H261ZM263 78H264V75H263ZM262 78V79H263ZM1 79H0V81H1ZM101 79V78H100ZM108 79V78H107ZM200 79V80H199ZM213 79H214V77H213ZM226 79H227V81H226ZM233 79V80H232ZM239 79H240V81H239ZM3 80H5V78L3 79ZM13 80V81H12ZM16 82H15V81ZM103 80V81H102ZM101 80V82L103 83H105L106 81H104V78ZM106 80V79H105ZM109 80H107V82H109ZM110 80V82H112L113 83V81H111ZM165 80V79H164ZM167 80H165V81H167ZM229 80V81H228ZM92 81H93V83H92ZM99 81V80H98ZM123 81H124V79H123ZM161 81H163V79L161 80ZM220 81V82H219ZM62 82H64V83H62ZM109 82V83H110ZM116 82V81H115ZM115 82H114V84H115ZM216 82H219V83H216ZM21 85H19V84ZM31 83H32V86H33V88H32V91L31 90H28V86H29V88L31 89ZM61 83V84H60ZM70 83V84H69ZM119 83V82H118ZM118 83H116V85L118 84ZM121 83L122 82H120L119 83V85L121 86ZM10 86H9V85ZM22 84H23V86H22ZM68 84V85H67ZM79 84V85H83V84H85V85H83V88H84V86H85V89H82V90H80V89H78V88H80V86L78 87L77 85ZM144 84V83H143ZM240 84V85H239ZM4 85V86H3ZM64 87H63V86ZM146 85V86H145ZM184 85V86H185ZM218 85V86H217ZM238 86V88L237 87H235V89H234V87L233 86ZM18 86H20L19 88H18ZM41 86V87H40ZM71 86V87H70ZM13 87V88H12ZM15 87V88H14ZM63 87V88H62ZM66 87V88H65ZM76 87V88H75ZM78 87V88H77ZM144 89H143V91H142V95L140 94L139 96H137V98L135 97V99H137V100H135V103H136V101L138 102V103H140L139 104V106H140V108H141V106H143V104L144 105H148L149 103H151L152 102V100L151 99H154L156 96H157V94H156V96H155V93H157V92H154V88H155V85H153V84H150V83H146V84H144ZM232 87V88H231ZM72 88V89H71ZM74 88V89H73ZM82 88V87H81ZM87 88H89V89H87ZM147 88V89H146ZM210 88H212V87H210ZM0 89V90H1ZM5 89V90H4ZM41 89V90H40ZM149 89V90H148ZM209 89V90H208ZM69 90V91H68ZM72 90V92H71V94H70V91ZM74 90V91H73ZM85 90V91H84ZM87 90H88V92H87ZM98 90V89H97ZM200 90V89H199ZM200 90V91H201ZM212 90V91H211ZM262 90V89H261ZM13 91H14V93H13ZM18 91V92H17ZM31 91V92H30ZM24 93L26 92V91H23ZM65 92H67V94L65 93ZM75 92H76V94H75ZM92 92V93H91ZM96 92H98V93H96ZM144 92V93H143ZM10 93V94H9ZM203 93L205 94V95H203ZM208 93V94H207ZM21 94H23V93H21ZM21 94L19 95V96H21ZM26 94H28V93H26ZM41 94V95H40ZM47 94V95H46ZM87 94V95H86ZM166 94V93H165ZM165 94H163L164 96H166V95H168V97H170V99L172 98V99H174V100H171V102L173 101V104L170 102V104H172V105H170V104H167V105H169V107L170 106H173L174 107V109L172 108V111L173 110H176L177 109V105L179 104V102H177V101H179V97L177 96V94H176V96L178 97V100H176L177 98H176V96L175 95H173V94H171V96L167 93L166 95ZM68 97H67V96ZM69 95L71 96L72 95V97H69ZM173 95V96H172ZM181 95H183V94H181ZM198 95H199V97L200 98H197L198 97ZM207 95V96H206ZM101 96V97H100ZM180 96V95H179ZM27 97V96H26ZM100 97V98H99ZM139 97V98H138ZM154 97V98H153ZM160 97H163V96H157L156 98H160ZM176 99H175V98ZM185 97V96H184ZM186 97H188V96H186ZM190 97H189V100H190ZM5 98V97H4ZM1 99L2 101H1V103H0V112H1V110H4V108L6 109L5 111H10V109H12L11 107L8 109L7 107H6V105H5V103L3 102V100H5V99ZM111 98V99H110ZM145 98H146V100H145ZM166 98H167V96H166ZM165 98V99H166ZM217 98V99H216ZM219 98H222V99H220L219 101H218V99ZM7 99H9V98H7ZM6 99V100H7ZM83 99H85L86 101L84 102V100ZM106 99V100H107ZM120 99H119V101L118 102H123V101H120ZM138 99L140 100V101H138ZM161 99V98H160ZM163 99V98H162ZM188 99V98H187ZM187 99H186V103L184 104V106L186 105V106H189L190 104L187 102ZM5 100V101H6ZM124 100V99H123ZM176 100V101H175ZM188 100V101H189ZM194 100V104H198L199 103V105L201 106V104L203 103L202 102V100H200L201 101V104H200V102L198 101H195ZM205 100V102L207 103V101ZM229 100V101H230ZM9 101H7V103L9 102ZM19 101H17V102H19ZM82 101V102H81ZM95 101V102H94ZM148 101V102H147ZM165 101V100H164ZM177 102L178 104L176 105V103L175 102ZM227 101H228V99H227ZM239 101V102H238ZM25 102V103H24ZM81 102V104H78V103H80ZM102 104H101V103ZM167 102V101H166ZM168 102V103H169ZM193 102V101H192ZM191 101H190V103H191V106H192V103ZM221 102H223L224 103V101L222 100ZM232 102V101H231ZM257 102V101H256ZM76 103L78 104V105H76ZM91 103H93V105L95 104L96 106H98L99 105V103H100V107L103 109L101 112L99 111L98 113H100L101 115V118H102V120H103V118H105V117H110V115L112 116L111 118H112V121H108L107 123H109L110 122V124L112 123H114V126H115V124L117 125V123H115L114 121H113V119L115 118V116H114V118H113V115L114 114H119L118 115V118H120V116L121 115H123V117H124V119H126L127 121L130 119V122L129 123H131V121L133 120V122H135V125L134 126H136V127H134V129H132V130H134V131H132V130H130V128H131V126H129L130 124L126 121V120H123V122H121L120 121V119H118L116 122H121V125L122 124H124L125 125V121H126V126H127V123H128V126L130 127H128L129 129H127V127H126V129L124 128V129H122V127H119V126H121V125H119L118 124V127L119 128H121V130H119V128L117 129L116 127H114L112 124H111V126H112V128H110V124L109 125H107V123L105 124V120L107 119V118H105L104 119V121H99V123H98V125H96V123L94 122V121H96V120H99V118H100V116L99 115H97L98 113L96 112V110L95 109H93V110H95V112L97 113V114H94V112L93 111H91L92 109V107L94 108V106H91L92 104ZM175 103V104H174ZM217 103V104H216ZM227 103V102H226ZM230 103V102H229ZM228 103V104H229ZM233 103V102H232ZM258 103V102H257ZM2 104H4V105H2ZM10 104V103H9ZM9 104H8V106H9ZM15 104V103H14ZM69 104H70V106H69ZM74 104V105H73ZM91 104V105H90ZM117 104V103H116ZM123 104H125V103H123ZM142 104V105H141ZM165 104V105H166ZM222 105L221 107L220 106H218V105ZM227 104V105H228ZM231 104V103H230ZM234 104V103H233ZM232 104V105H233ZM235 104H236V102H235ZM259 105L261 104L260 102L258 103ZM12 105H13V103H12ZM11 104H10V106H12ZM16 105H17V103H16ZM37 105V106H38ZM91 106V108L89 107V106ZM118 105H119V103H118ZM121 105H122V103H121ZM121 105H120V107H121ZM127 105V104H126ZM136 105V104H135ZM176 105V106H175ZM225 105V104H224ZM226 105V106H227ZM237 105V104H236ZM255 105V103L253 104V106ZM258 105V106H259ZM15 105H13V107H14ZM36 106V107H37ZM73 106V107H72ZM99 106H98V110L100 109L99 108ZM123 106V105H122ZM125 106V105H124ZM131 106V105H130ZM138 106V107H139ZM185 106V107H186ZM190 106V107H191ZM196 106H198V105H196ZM195 105L193 106L195 109V111L197 112L198 111V109H200L201 107H199V108H197ZM230 106V105H229ZM233 106H235V105H233ZM237 106H240V105H237ZM252 106V105H251ZM260 106H262V105H260ZM20 106H19V104H18V108H16V107H14V109L16 108V109H18L19 111H20V108H19ZM69 107V108H68ZM86 107L88 108V109H86ZM132 107H134V105L132 106ZM136 108H137V106H135ZM135 107L133 108V109H135ZM167 106H165V107H161L160 106V109H159V111H158V115L157 114H154V115H157V117H147L146 118V120H144L145 121V123L147 124V126H146V124L143 122V121H141L142 123H143V125H142V123H141V125H140V127L142 126H144V124H145V128H146V132H147V135H145L146 134V132L144 133L143 132V135L145 136V137H147L148 138V133L149 132H152V134H153V132L154 131H158V130H155V128L156 127H159V124H162V121L164 120H166V121H168V118H169V115H168V112H166V115H165V113H164V111H165V108H166ZM168 107V108H169ZM193 107H191V109H189L188 107H186V108H182L183 110H185L183 113H185L186 111L188 112V109L189 110H192V108ZM256 107V106H255ZM24 109H25V107H23ZM22 108V109H23ZM83 108H85V109H83ZM91 110H90V109ZM95 108H97V107H95ZM131 108V107H130ZM166 109V110H168L169 111V114H171V112H170V110L169 109ZM171 108V107H170ZM224 108H226L225 106H224ZM228 108H230V107H228L227 106V109ZM14 109L12 110V111H14ZM24 109H23V112H24V117H25V120H28V119H26L28 116L26 115L27 113L25 112V111H27V109H25V111H24ZM28 109V110H29ZM71 109V110H70ZM73 109V110H72ZM79 109V110H78ZM132 109V108H131ZM163 109H164V111H163ZM178 109H179V107H178ZM182 109H180L179 111L181 112V110ZM77 110H78V112H77ZM82 110V111H81ZM84 110V111H83ZM101 110V109H100ZM124 110V109H123ZM137 110V109H136ZM139 110H140V112H139ZM202 110L203 109H200L199 110V115H196V113H195V116L194 115H191L190 116V114H191V111H190V114L188 115L189 116V118L186 120V121H181V120H185L186 118L185 117H188L187 116V112H186V115L185 114H182V115H185V116H182L183 118H185V119H182V117H179L178 115H180V114H177V111H175V115L174 116H178L179 118H181V119H177V122H176V120H174L175 118H178L177 116L173 119V118H169V120H171V126L173 125L174 126V123H176V127H174V128H170V129H172L171 131L173 132V130L175 129V130H180V128H181V130L183 131L184 130V133H185V129L186 130H188L189 131V129L190 128H192V126L191 127H189V125H191V124H195V127H198V128H200V130L198 131V129L197 128H195L194 130L196 131V132H194V130H192L191 132L192 133H190V135L192 134V136L194 135V133H195V135L196 134H198L199 135V137L200 136H202V134H203V136L202 137H206V136H204V133L207 135H210L209 133H215V134H217L214 130H216V127H217V124L215 125L214 123L216 122H214L213 120H216V118L215 119H212V121L214 122H212V123H209V120H208V122L206 121V120H204V118L205 117H207L208 119H210V118H212L211 117V115H209V111H207V110H205L207 113V115H205V111L203 112L204 113V115H205V117H204V115H202L201 114V112H202ZM29 111V112H30ZM72 111L75 113H73V116H71V114H72ZM135 111V110H134ZM141 109H139L138 108V110H137V114H138V112L139 113H143L144 111H142ZM163 111V112H162ZM194 111V112H195ZM201 111V112H200ZM222 111H223V108H222ZM4 112V111H3ZM3 112H1V114H3ZM21 112H22V110H21ZM23 112H22V114H23ZM28 112V113H29ZM88 114H87V113ZM132 112H133V110H132ZM132 112H131V114H132ZM159 112H161L162 114H160ZM180 112H178V113H180ZM193 112V111H192ZM6 113V115L7 116H9L8 114H7V112H5ZM4 113V114H5ZM11 113V112H10ZM13 113V112H12ZM18 114H16V116H20V112H17ZM26 113V114H25ZM108 113V114H107ZM135 115H137L136 114V112H133ZM173 114H174V111L172 112ZM198 113V112H197ZM14 114V113H13ZM12 114V115H13ZM79 114V115H78ZM83 114V115H82ZM129 114V113H128ZM140 114V115H141ZM144 113L142 114V115H145ZM173 114H172V116H173ZM6 115H4V116H6ZM11 115V114H10ZM12 115H11V118L13 119V118H15L16 116L14 115L13 117H12ZM84 115H86V116H84ZM133 115V114H132ZM135 115H133V117L132 118H134L135 117ZM165 115V116H164ZM200 115L201 116H203L204 118H202L201 120L202 121H205V122H202L200 119L198 120V118L197 117H199L200 118ZM212 115V116H213ZM0 116H2V115H0ZM6 116V117H7ZM47 116L50 118V120H47V123H51V124H46L45 125V123L43 122V123H41L42 121H41V119L43 120L44 118L46 119L47 118ZM77 116V117H76ZM79 116H80V121H78L79 120ZM88 116H89V118H88ZM128 116H130L129 117V119H127L126 117H128ZM137 116H139V115H137ZM163 116V117H162ZM171 116V115H170ZM173 116V117H174ZM181 116V115H180ZM209 116V117H208ZM219 116H220V114H219ZM10 117V116H9ZM20 117H23V116H20ZM19 117V118H20ZM69 117L71 118V119H69ZM73 117H75V119H77V120H75L74 122L73 121H71V124L70 123H68V120H74V118ZM194 117L195 118V120H198V122L202 125V126H205L204 125V123H209V124H207V126H205L204 128L196 121L195 123H194V121H193V123H192V118ZM2 118V117H1ZM0 118V119H1ZM49 118H47V119H49ZM67 118H68V120H67ZM73 118V119H72ZM83 118V119H82ZM111 118H109V119H111ZM151 118H153V120H151ZM156 118H158V119H156ZM163 118H165V119H163ZM197 118V119H196ZM213 118H214V116H213ZM2 119H4V118H2ZM22 119V118H21ZM63 119V120H62ZM92 120V122L91 123H93V126H92V128H91V130H89V131H93L92 133H91V135L93 136H91L90 137V140H92V138H93V140L92 141H88L89 140V136L87 137V135L86 134H88V133H90L88 130H87V126H89V128L91 127V123H89V125H87V126H85V127H83L84 129H86L87 131H85V133H84V135L86 136V137H80L81 135H79V137L80 138H82V140H83V138H88V142H91V143H89L90 144V146H89V144H88V142L86 141L85 142V140H84V147H85V144L87 145V149L89 150L90 149V151L92 150L93 152L91 153V152H89L86 148V151H85V153H88V155H86V157L84 158V156L85 155H83L82 153L84 152H82L81 151V149L83 150V148L82 147H80L79 146V144L81 145V143H83L82 142V140H81V142L79 143V137L78 136H76V135H78V133H76V135H74V132H79L81 129L79 128V127H82L81 125H85V124H88L87 122H88V120ZM151 120V121H149V120ZM4 120H6V119H4ZM15 120H18V118L17 119H15ZM15 120H13L14 122H15ZM20 120V119H19ZM18 120V121H19ZM23 120V122H24V119H22ZM29 120H31V119H29ZM60 120H62V121H60ZM90 120V121H91ZM115 120H116V118H115ZM121 120H122V118H121ZM134 120H136V121H134ZM143 120V119H142ZM147 120L149 121L148 123H147ZM155 120V121H154ZM231 120V119H230ZM233 120V121H232ZM231 120V123L233 124V122H235V120H236V122L238 121V118L237 119H232ZM9 122H11L10 120H8ZM49 121V122H48ZM64 121V122H63ZM89 121V122H90ZM153 121V122H152ZM157 121V122H156ZM163 121V125H160V126H162L161 128H164V129H166L165 127L166 126H168V125H170V121H168L167 123H168V125H164V123L165 124H167L166 123V121L164 122ZM4 122V121H3ZM14 122H13V124L12 125H14ZM45 122H46V120H45ZM59 122H60V124H59ZM70 122V121H69ZM78 122V123H77ZM80 122V123H79ZM84 122H86L85 124H84ZM151 122V123H150ZM173 122V123H172ZM186 122V123H185ZM187 122H188V124H187ZM202 122V123H201ZM227 122V121H226ZM230 122V121H229ZM239 122V121H238ZM240 122H242V121H240ZM7 123V122H6ZM15 123H18V125H21V123H22V121L21 122H15ZM20 123V124H19ZM26 124H28L29 125V123H28V121L27 122H25ZM35 123L33 124L34 126H36L37 127V125H35ZM39 123H41V124H39ZM66 123V124H65ZM155 123H157V124H155ZM191 123V124H190ZM196 123H197V125H200L203 129H201V127L200 126H197L196 125ZM217 123V122H216ZM231 123H227V125H223V126H221L223 129H225L224 130V132L225 131H230V132H226L227 134L228 133H232V129L234 128H231L233 125L231 124ZM5 124V123H4ZM8 124V123H7ZM24 124V123H23ZM22 124V125H23ZM25 124V125H26ZM30 124L32 125V122L30 121ZM42 124H44L43 126H47L46 128H43V130L41 129V127H42ZM78 124V125H77ZM94 124L96 125V126H94ZM132 124H134V123H132ZM149 124H150V126H149ZM211 124V125H210ZM236 125V129H237V126L239 125V123L237 124V123H235ZM17 125V124H16ZM16 125H15V127L14 126H11V127H7L6 126V124L5 125H3V124H1L0 125V130L1 129H3V131H2V133L4 132L5 134L4 135H6V134H10L9 132L11 131V132H17V134L18 135H20L19 137L21 138V133H23V132H21L20 134H19V132H20V130H19V128L21 129V127H23V126H21V127H19V126H17L16 127ZM59 125V126H58ZM69 125V126H68ZM74 125V126H73ZM124 125H122L123 127H124ZM138 125V126H137ZM156 125V126H155ZM158 125V126H157ZM229 125V126H228ZM240 125H241V123H240ZM8 126H10V123H9V125ZM27 126V125H26ZM34 126H31V128H29L30 126H28V129H26V127H25V131H31V132H35V133H37V131H38V129H35V130H33V127ZM58 126V127H57ZM61 126V127H60ZM63 126V127H62ZM64 126H65V128H64ZM68 126V127H67ZM70 126L72 127V128H70ZM76 126H77V129H80L79 131H75V128H76ZM148 126H149V128H148ZM152 126H153V128H154V126H155V128H154V130H153V128H152ZM163 126H165V127H163ZM171 126H168V127H171ZM172 126V127H173ZM219 125H218V127H219V129L217 128V130L218 131H221V127H220ZM225 126H226V128H227V130H226V128H225ZM75 127V128H74ZM87 127V128H86ZM167 127V128H168ZM182 127H183V129H182ZM185 127H189L188 129L187 128H185ZM241 127V126H240ZM17 128H18V130H17ZM24 128V127H23ZM35 128V127H34ZM53 128V129H52ZM57 128H59V130L57 129ZM65 129V131H66V129H73L74 128V130H73V134H71L70 133V136L71 135H73V136H75V137H77V138H75V139H77L78 140V143L76 142V140L73 138V140H75V141H73V140H71V139H69V137L67 136V135H69L67 132H64V133H67V134H63V131L64 130H62V129ZM133 128V127H132ZM151 128V129H150ZM160 128V127H159ZM158 128V129H159ZM178 128V129H177ZM230 128H231V130H230ZM7 129V131H9L8 133H6L5 132V130ZM76 129V130H77ZM142 130L144 129V128H141ZM164 129H161V130H164ZM169 129V128H168ZM167 129V130H168ZM212 129V130H211ZM236 129H234V131H236ZM238 129H239V127H238ZM62 132H61V131ZM139 131H140V128L138 129ZM153 130V131H152ZM160 130V129H159ZM161 130L160 131H158L157 132V134L159 135H157L158 137H161L162 139L164 138H168V136H169V138L168 139H163L164 141H162L161 140V138H157V136L155 137V135L154 134H156L155 132H154V134H153V136L155 137V139L153 140V138H151L150 140H146L145 138H144V136H140V134H142V131L139 133V131H137L138 132V135H136V139H139V141H141V142H139L138 140L136 141L137 143L139 142V146H141L142 144H146V143H148L149 141H150V143H151V141H156V138L158 139V140H161V141H156L155 143H156V145L155 144H149V145H155L154 147H155V149H157L158 147L160 148H162V149H158V150H161V152L163 151V149H169V151H170V149L172 150V147L174 146L175 148H176V144H175V141L174 140H176V139H178L177 137H178V133H176L175 132V130H174V132H175V134L177 135V137H176V139H174L175 137H173L172 138V136L174 135L171 131V134L172 135H170V132L167 134L166 133V131L164 130V132L162 131L161 132ZM22 131V130H21ZM28 131V132H29ZM69 131V130H68ZM144 131H145V129H144ZM208 131V132H207ZM223 131V130H222ZM233 131V132H234ZM31 132H29L30 134L28 135V136H30L32 133ZM44 132V133H43ZM58 132H61V134H59ZM70 132V131H69ZM72 132V131H71ZM81 132H83V131H81ZM181 132V131H180ZM180 132H179V140H176V142H177V147H179L178 146V143H179V145H180V148L182 147L181 145H184V147H186L185 146V142H183V139L181 138V136L180 135H182V134H180ZM190 132V131H189ZM189 132H187V133H185V134H188ZM14 133V134H15ZM47 132H46V135H45V138L47 139V134H48ZM98 133H101V134H98ZM102 133H103V135H102ZM126 133V134H125ZM183 133V132H182ZM235 134H236V132H234ZM237 133H238V130H237ZM24 134V133H23ZM62 134L64 135V136H66V138L63 136L62 137ZM79 134H82V133H79ZM135 134H137V133H135ZM185 134H183L182 135V137L184 138V139H186V137L188 138H190L191 136H184ZM201 134V135H200ZM214 134V135H215ZM221 134H222V132H221ZM226 134V135H227ZM233 134V133H232ZM3 135V134H2ZM25 135H27V133L25 134ZM35 135H37V134H35ZM40 134H38V136H39ZM50 135V137L52 136L51 134H49ZM83 134H82V136H84ZM90 135V134H89ZM166 137H165V136ZM224 135V134H223ZM234 135V134H233ZM237 135V134H236ZM235 135V136H236ZM8 136V135H7ZM28 136H26V137H28ZM61 136V137H60ZM72 136V137H73ZM97 136H95V139H96V142H97ZM111 136H109V137H111ZM128 136H129V138H128ZM126 138H128V139H133L134 141L136 140L135 138H133L132 136H134L135 137V135L134 134H132V136L131 135H128ZM138 136V137H137ZM152 135L149 133V137H151ZM152 136V137H153ZM163 136V137H162ZM175 136V135H174ZM211 136V135H210ZM210 136H207L205 139L206 140H204V142H206V141H208V140H214V138L213 139H211L212 138V136H211V138H210ZM235 136H233V139L234 140H232V141H234L237 145L239 144V143H241L242 141H246L245 139L244 140H242V139H240V140H238L237 139V137L236 138H234ZM10 138L12 137L11 136V134H10V136H9ZM9 137H7V139L9 138ZM14 137V136H13ZM18 137V138H19ZM31 138L33 137V135H31L30 136ZM29 137V139L31 140V138ZM37 136H35L34 138H36ZM40 137V136H39ZM71 137V138H72ZM108 136L106 135L104 138L106 139ZM140 137H142L141 138V140H140ZM198 136H197V138H196V136L194 137V139L196 138L197 140H198V142H200L201 144H204V142L202 143V141H200L201 140V138L202 137H200V139H198L199 138ZM1 138V137H0ZM19 138V139H20ZM51 138H53V137H51ZM58 138V139H57ZM60 138V139H59ZM68 138V139H67ZM117 138V137H116ZM125 138V139H126ZM145 139V143L144 142H142V139ZM180 138L182 139V141L180 140ZM188 138V141L190 140ZM193 138V137H192ZM207 138H208V140H207ZM210 138V139H209ZM215 138H216V136H215ZM238 138H240V137H238ZM2 139H6V136L4 137V138H2ZM15 139H17V137H15ZM28 139V140H29ZM44 139V138H43ZM45 139V141H47ZM105 139H103V145H100L102 142H97V143H99L98 145H97V147L95 148V150L97 149V148H101V147H103V148H101V149H104V147H105V145L106 144H104L105 142H107V144L109 143V141L111 140L112 141V139L111 138H107V140L108 139H110L109 141H107V140H105ZM120 139V138H119ZM122 139V138H121ZM120 139V140H121ZM124 139V138H123ZM123 140L124 141V143L123 142H121V145H122V147H123V145H125V144H127V145H125V146H129V144H128V142H129V140H128V142L126 141V140ZM131 139V143L132 144H134V145H132L130 148H128L127 147V151L128 152H126V150H125V148H122V149H124L125 150V152L128 154V155H126V153H122V151L123 150H121V146H119L117 143H115L114 142V144H117V145H114V147H116L117 148V146H119V148H120V151H121V154L119 155V156H121L122 157V154H124L123 155V157L126 155V156H130V154H132V152H130V154H129V151H131L132 149H133V146H134V148H136V150L137 151H135L134 153H135V155H136V152L138 153L137 155H139L140 154V152H141V156H142V154H143V152L141 151L142 149H140V148H138L139 146L138 145H136V142L134 143V141ZM149 139V138H148ZM174 139V140H173ZM194 139H191V140H193L192 141V143L194 142V141H196V139L194 140ZM203 139V138H202ZM217 139V138H216ZM12 140V139H11ZM21 140H23V139H21ZM27 140V141H28ZM29 140V142L30 143H32L33 141H30ZM64 140V141H63ZM67 140V141H66ZM70 140V141H69ZM105 140V141H104ZM116 140H118V138L116 139ZM120 140H119V143H120ZM242 140V141H241ZM0 141H2V144H3V140H0ZM14 141H16V142H18V140H14ZM14 141H12V142H14ZM41 141H44V140H41ZM45 141H44V143H45ZM61 141V142H60ZM66 141V142H65ZM147 141V142H146ZM166 141H172V142H170L171 143V146H167L166 145V148H164L165 147V145L164 144H166L167 142ZM174 141V142H173ZM180 141V142H179ZM185 141V140H184ZM188 141H186V144H187V142ZM239 141V142H238ZM253 141H256V139L255 138H253L252 139V142ZM6 142V141H5ZM8 142H10L9 144H11V141L10 140H8ZM8 142H6L5 143V145L6 146H8L6 149H10L9 148V145L7 144ZM19 142H21V141H19ZM19 142H18V144H19ZM22 142H24V141H22ZM34 142V143H35ZM72 144H71V143ZM93 142V143H92ZM95 142V143H96ZM162 143V144H159V143ZM164 142H166V143H164ZM212 142V141H211ZM216 142H217V140H216ZM215 142V140H214V142L212 143V144H214V143H216ZM234 142H232V143H234ZM246 142H248L247 144H245V142H244V144L245 145H247V146H244V144L242 145L243 147H244V149H248L249 147L251 148V145L253 144V145H255L256 144V142L254 143H252V142H250V139H248ZM27 142L25 141L24 142V145L26 144ZM29 143V145L28 146H30L31 144ZM34 143H33V145H34ZM62 143V144H61ZM64 143V144H63ZM68 143H70L69 145L72 147H67V146H69L68 145ZM76 143V144H75ZM142 143V144H141ZM154 143V142H153ZM164 143V144H163ZM172 143H174L175 145H173L172 146ZM182 143H184V144H182ZM189 144L191 143V142H188ZM191 143V144H192ZM197 143V142H196ZM200 143H199V145H200ZM208 143V146L209 147H211V148H207V149H212V148H214L215 146H210L209 145V143H210V141H208L207 142ZM206 143V144H207ZM231 143V142H230ZM229 144L228 143V145H232V146H234L235 145V143L234 144ZM243 143V142H242ZM250 143H252V144H250ZM18 144H16V145H18ZM28 144V143H27ZM37 144V143H36ZM67 144V145H66ZM74 144V145H73ZM91 144H92V146H91ZM141 144V145H140ZM169 144V143H168ZM195 144V143H194ZM193 144V145H194ZM205 144V145H206ZM211 144V143H210ZM220 144L221 143H219V145H218V147L219 148H221L222 149V147L221 146H225V143H222V145L220 146ZM249 144V145H248ZM0 145H1V142H0ZM4 145V147H3V149H4V151H6V149H5V146ZM16 145L14 146V144H12V146H14V147H16ZM24 145H23V147L21 146V144H20V146L22 147V148H20V147H18L17 149H23V153H25V150H27L28 151V149H31V151H35V153H36V150L35 149H33L36 145H34V147L33 148H28V149H24L25 147H27L26 145H25V147H24ZM60 145V146H59ZM83 145V144H82ZM110 145H111V143H110ZM109 145V146H110ZM131 145V144H130ZM164 145V146H163ZM196 145V144H195ZM198 145V144H197ZM228 145H226L225 146V148H228L229 146ZM240 145V144H239ZM237 146L238 148H240V146ZM252 145V146H253ZM11 146V145H10ZM19 146V145H18ZM55 146H57L56 148H58L59 149V151L58 150H56V148H55ZM124 146V147H125ZM143 146V145H142ZM156 146H157V148H156ZM188 146V145H187ZM191 146V145H190ZM204 146V145H203ZM203 146H202V151L204 150H207L206 148H204L203 149ZM208 146H204V147H208ZM217 146V145H216ZM1 147V146H0ZM81 148V149H79L80 151H78V149L77 148ZM107 147V146H106ZM105 147V148H106ZM112 148H114L113 146H111ZM110 147V148H111ZM192 147V146H191ZM190 147V148H191ZM218 147H216V148H218ZM234 147H236V145L234 146ZM243 147H241V148H243ZM246 147V148H245ZM255 148L257 147V146H254ZM252 148V150L254 149V150H256L255 148ZM55 148V149H54ZM62 148V149H61ZM109 148V149H110ZM116 148H114V150L116 151ZM174 148V149H175ZM180 148H178V150L180 149ZM183 148V147H182ZM188 149H189V146L187 147ZM216 148H214V150L216 149ZM218 148V149H219ZM225 148H223V153H225L224 154V156L225 155H227V154H229V151L232 149H234V148H231L230 147V150L228 151V152H224V151H226V150H224ZM240 148V149H241ZM33 149V150H32ZM48 149H49V147H48ZM54 151H53V150ZM107 149V148H106ZM184 149V148H183ZM186 149V148H185ZM0 150H1V148H0ZM11 150H12V148H11ZM16 150V149H15ZM15 150H13V151H15ZM37 150V151H38ZM56 150V151H55ZM61 150H63V151H61ZM77 150V151H76ZM112 150L113 149H110V151L112 152ZM135 149H133L132 151H134ZM182 150V149H181ZM249 150V149H248ZM252 150H250L251 151V153H253L252 152ZM13 151H11V152H9V153H6L5 152V154L7 155V154H11V155H16V154H13L12 152ZM30 151V152H31ZM40 151V155L41 156H43ZM88 151V152H87ZM97 151V150H96ZM119 151V150H118ZM118 151H116V152H118ZM120 151L118 152V154L120 153ZM165 151V150H164ZM167 151V150H166ZM168 151V152H169ZM172 151H174V150H172ZM175 151H177V150H175ZM186 151V150H185ZM203 151V152H204ZM209 151V150H208ZM219 151H221L220 149H219ZM244 151H247V150H244ZM1 152H3V151H1ZM29 152V151H28ZM29 152V153H30ZM53 152V153H52ZM58 152V153H57ZM98 152H102V154H103V150H101L100 151V149H98ZM97 152V153H98ZM107 152L108 151H106L105 152V154L107 155ZM110 152V153H111ZM114 152V151H113ZM112 152V153H113ZM184 152V150H182V153ZM248 152V151H247ZM256 152V151H255ZM259 152V151H258ZM4 153V152H3ZM18 153V152H17ZM27 154V156L29 157V155L30 154ZM33 153V152H32ZM35 153L32 155L33 156V158L35 159H37L38 158V156L37 157H35ZM57 154L55 157H56V159H54L55 157H51L52 156V154ZM79 153H81L82 155H83V158L81 157L82 155L81 154H79ZM84 153V154H85ZM89 153H91V155L89 156ZM94 153V155L96 154V158L94 157V156H92V154ZM109 152H108V154L110 155V156H115V155H117L116 153H115V155H114V153L112 154H110ZM181 153V152H180ZM202 153V152H201ZM227 153V154H226ZM260 153H263L262 151H260ZM20 154L21 153H19V156H20ZM69 154V155H68ZM80 155V156H78V155ZM22 155V154H21ZM31 155H30V157H31ZM37 155V154H36ZM51 155V156H50ZM71 155V156H70ZM97 155H98V157H97ZM137 155H136V158H137ZM140 155H139V157H140ZM181 155V154H180ZM248 155V154H247ZM0 156H2V155H0ZM18 156V155H17ZM23 156V158H25L26 157V155L24 154V155H22ZM51 157V159L50 158H48V157ZM87 156H88V158H87ZM92 156V157H91ZM103 155H101V157H102ZM108 156V155H107ZM118 156V157H119ZM124 157L125 159L126 158H128V157ZM133 156V155H132ZM245 157H249L250 156V154L248 155V156H246V153H245V155H244ZM8 158H6V157H4V155L2 156V159H3V161H6L5 159H7L9 162V164H12V165H9L8 163H6V162H3L2 160H1V158H0V160L3 162L2 163V168L0 167V257L1 258H5V256H7V255H9V252L11 251H14V250H16V249H18V248H20V249H22L21 248V246L23 247L24 245H26L28 242H30V241H26L25 243H23V240H19L20 239V237L21 236H19V239H17V241H15L14 240V236L15 235H13V233H12V231L10 230V228L12 229V230H14L13 229V226L14 225H12V227H10L11 225L8 223V221L9 220H7V219H9V217H10V215L11 216H13V215H15L14 217L16 218L15 220H17L18 219V217H16V215H18L19 214V217L21 218V216H22V219L24 218V219H26L28 216H26V218H25V211H22L23 212V214L21 213V215H20V213H19V211H18V207L16 208L15 206H16V201H17V204H19L20 203V201H21V203L20 204H23V203H26V201L27 202H29L28 204H29V206L28 205H26V206H28V207H31V203L32 204H34L33 202H35V204L36 203H38V202H36L37 200H39L40 199V197L41 196H44V200H45V195H44V193H45V191H47V193L48 194H50V192H51V190L53 189H55L53 186H54V182H51V180H48L49 178L47 177V175H46V177L44 176L45 174H44V171L43 170H46L47 171V169H49V167H50V169L49 170H51L50 171V173H49V170H48V173H49V176L51 175V178H53L52 179V181L55 179V178H60V176H61V174H63V172H66V173H64L66 176H68L67 175V172L69 171H71L72 170V166H73V164L75 163L76 164V162H74V163H72V166L70 167V169H67L69 166L67 165V164H69L68 163V161H67V164L66 165H63V163L65 162V160H64V162H62L61 161V163H58V165L61 167V170H59L60 171V173L58 172V169H60V167H56V169H54V167L51 169V164H52V161L50 162L51 164H49V162H47L46 160H44L45 158H41V157H39V158H41L42 160H43V162H41L42 163V165L45 167V168H47L48 166H45L43 163H44V161H46V164L48 165H51V166H49L47 169H43L42 171L43 172H41V170H40V172H41V174L39 175V173H38V175H36V177L38 176V178L40 179V177L41 178H44V179H40V180H42L43 182L44 181H46V179L50 182H48L49 184H51V185H48L47 184V188L49 187L50 189H51V186L53 187L51 190L48 188V190H49V192H48V190H47V188H46V186L44 185V183L42 184L44 187H42V185H40V187L41 188H39V186L38 187H34L35 186V184H34V182H31V181H34V172L37 170H35L34 172L33 171H31V173H33V174H26L25 173V176L23 177L22 176V174L20 175L21 177L19 178L18 176H19V174H20V172H23V168L22 167H20V165H22L24 162V164L28 167V165H29V167L28 168H30L31 169V167L30 166H34V165H40V164H36V163H32L33 162V158L31 159L30 157H29V159H27V157H26V159L27 160H30L29 162L28 161H24L25 159H23V163L20 161V158H21V160H22V157L20 156V158H16V157H14V158H16V159H12V156L11 157H9V156H7ZM44 157V156H43ZM61 157V159H63ZM71 157V158H70ZM80 157L82 158V159H86L85 161H84V163H83V161L80 159ZM94 157V158H93ZM117 157V156H116ZM115 157V158H116ZM120 157V158H121ZM133 157H135V156H133ZM226 157V156H225ZM228 157V156H227ZM244 157V158H245ZM5 158V159H4ZM10 158V159H9ZM38 158V159H39ZM77 158H79L80 159V161H79V159H77ZM108 158V157H107ZM107 158H105V159H107ZM123 158V159H124ZM132 158V157H131ZM246 158V159H247ZM12 159V161H10ZM60 159V160H61ZM92 159H96V161L98 162V163H96L95 161H93ZM104 159V160H105ZM124 159V160H125ZM129 160H131L130 159V157L128 158ZM128 159H126L124 162H127V160ZM197 159H199L200 160V158H197ZM103 160V161H104ZM109 159H107V161L105 160V162H106V164H105V166L103 165L104 164V162L102 163V165L103 166H101L102 168L104 167H106V165L108 166L109 164H110V166H111V163H110V160L108 161ZM113 160V159H112ZM116 160V159H115ZM115 160H113V161H115ZM117 160H120L119 158L117 159ZM38 160H36V162H37ZM41 161V160H40ZM87 161V162H88ZM113 161H112V163H113ZM122 161L123 160H121V163L120 164H122ZM225 161H227V160H225ZM223 162L224 164H222V166H220L219 167V170H224V171H228V170H230V169H228V168H225V166L227 167V165H225L226 164V162ZM18 162H21L20 163V165H18L19 163ZM26 162H28V163H30V164H28V163H26ZM34 162H35V160H34ZM116 162L117 161H115L114 162V164L116 165ZM118 162H120V161H118ZM117 162V163H118ZM190 162V165H191V163H194L193 161L191 162V161H189ZM1 163V162H0ZM6 163V164H5ZM32 163V164H31ZM37 163H39V161L37 162ZM81 163V164H80ZM108 163V164H107ZM186 164H187V161L185 162ZM18 165L19 167H20V169L19 168H17V169H19L20 170V172H19V174L17 173V172H15L16 174H18V176L17 175H14L13 176V172H14V170H15V168L12 170L11 169V167L12 166H14V165ZM62 164V165H61ZM74 164V165H75ZM89 165H91L90 163H88ZM88 164H86V165H84L83 167H86L87 169H88V167H89V165ZM114 164H113V169H115L116 167H114ZM119 164V165H120ZM237 164L238 163H236V164H234V165H236L237 166ZM262 164H264V161H263V163H261V166H262ZM5 165V166H4ZM16 165V166H17ZM24 165V166H25ZM55 165H57V163L55 164ZM57 165V166H58ZM189 164H187V166H186V168L188 167V166H190ZM259 165V164H258ZM257 165V166H258ZM9 166V167H8ZM23 166V167H24ZM26 166H25V168H26ZM64 166H66V170H68V171H65V170H63V168L65 169V167ZM68 166V167H67ZM99 166H100V163H99ZM98 166V167H99ZM192 166V165H191ZM190 166V167H191ZM264 166V165H263ZM263 166H262V168H263ZM4 167V168H3ZM40 167L41 168H43L42 166H39L38 168L40 169ZM74 168L76 167V165L75 166H73ZM78 167V166H77ZM83 167H81V168H83ZM92 168H91V170L94 172V173H96V171L94 170V168L95 167H93V166H91ZM98 167H96V168H98ZM165 167H167V165L165 166ZM190 167H189V169H190ZM229 167V166H228ZM255 167V166H254ZM7 168V169H6ZM34 168H36L35 166H34ZM73 168V171L75 172V171H77L78 169H79V167L78 168H75L74 169ZM81 168L79 169V171H77L75 174H79L82 170H81ZM90 168V167H89ZM95 168V169H96ZM107 169L108 168H110V167H106ZM229 168H231V167H229ZM234 168V167H233ZM233 168H231V169H233ZM257 169H259V168H261L260 167V165H259V168L258 167H256ZM6 169V170H5ZM30 169H28V170H30ZM77 169V170H76ZM99 169V168H98ZM97 169V170H98ZM110 169H112V166H111V168ZM109 169V170H110ZM226 169H228V170H226ZM235 169V168H234ZM18 170V171H19ZM28 170H26L25 169V171H27L28 172ZM32 170V169H31ZM81 170V171H80ZM89 170V169H88ZM108 170V171H109ZM10 171V172H9ZM12 171V172H11ZM17 171V170H16ZM39 171V170H38ZM86 171V173L85 172H81L82 174H84V178H89V177H91V175H89V174H87V173H90L91 171H89V172H87V170H85ZM107 171V170H106ZM112 172H113V170H111ZM54 174L55 173V175H53L52 173ZM72 172V171H71ZM70 172V176H68V177H70V179L69 178H67L68 180H66V182H65V179H66V177L64 176H62V178H60L59 180H60V183H61V185H62V182H61V179H62V181L64 182V186L62 185L60 188H64V187H66L67 186V181L69 182L70 180H72L73 178H75V177H72L73 175H75V174H73V173H71ZM79 172V173H78ZM93 172H91V173H93ZM24 173V172H23ZM36 173H37V171H36ZM44 175H43V174ZM59 175V177H58V175ZM80 173V174H81ZM93 173V174H94ZM47 174V173H46ZM86 174L87 175H89V177H87L86 176ZM235 174H237V173H235ZM42 175V176H41ZM52 175H53V177H52ZM97 175H98V171H97ZM78 175H76V177H77ZM94 176V175H93ZM99 177H100V174L98 175ZM98 176H96V174H95V176L94 177H96V178H94V180L93 181H96L97 183H100V182H102V184L100 183V184H98V185H103V183H104V185L106 184L107 185V183H111L110 181H109V179L107 180L106 178H102V176H101V178H99ZM32 177H33V180H32ZM80 177H83V175L82 176H80ZM97 177H98V179H97ZM14 178V179H13ZM18 178H19V180H18ZM72 178V179H71ZM77 178H79V176L77 177ZM233 178V177H232ZM235 178H237V177H235ZM14 181H16V182H14ZM28 179V180H27ZM36 179V178H35ZM39 179H36L35 180V183H38L40 180ZM58 180V179H57ZM58 180V181H59ZM12 181V182H11ZM36 181H38V182H36ZM55 181H56V179H55ZM58 181L56 182V183H58ZM108 181V182H107ZM21 182V183H20ZM33 183L34 184V186H32L33 184H30L31 186H28V184L29 183ZM107 182V183H106ZM221 182V184H222V182L223 181H220ZM220 182H218V184H220ZM27 183V184H26ZM40 183H41V181H40ZM39 183V184H40ZM55 183V184H56ZM24 184V185H23ZM39 184H37V185H39ZM65 184H66V186H65ZM105 185V187H103L102 189L103 190H105L106 189V191L108 192H110V193H107L106 191H102V193H106V194H111V191H112V193H113V191L114 192H116L117 190V192H121V190H120V188L119 189H117L116 187H117V185H115L114 186V184L113 183H111L110 185ZM113 184V185H112ZM10 185V186H9ZM111 185H112V188H111ZM15 186V187H14ZM55 186H57V187H59L60 186V184H59V186H58V184H56ZM73 186V185H72ZM74 186H76L75 187V190H74V188H71L70 189V187L71 186H69V188L68 189H70V191L72 192V190H73V195H74V191H79V189L81 188L80 186H79V189H78V187H77V185H74ZM10 187H11V189H10ZM31 187V188H30ZM56 187V189H55V192H56V190L58 189L59 190V188H57ZM68 187V186H67ZM13 188H14V190H13ZM76 188H77V190H76ZM107 188H109V189H107ZM113 188H114V190H113ZM29 189H30V191H29ZM68 189H66V190H68ZM85 189V188H84ZM7 190V191H6ZM18 190V192L16 193V191ZM45 190V191H44ZM61 190H63V191H61L62 192V195L64 194V196H60V194L59 195H57V196H60V198H57V197H55V198H57L59 201H60V203H62L63 201V203H65V201L67 200V198H70L71 196V194L69 195V197H68V193H71L70 191L68 192V191H66L65 190V188L64 189H61ZM120 190V191H119ZM12 191V192H11ZM37 191V192H36ZM81 191H83V186H82V189H81ZM80 191V192H81ZM13 192H15V193H13ZM31 192V193H30ZM44 192V193H43ZM58 192V191H57ZM30 193V194H29ZM53 193H54V191H53ZM58 193H60V190H59V192ZM57 193V194H58ZM82 193V192H81ZM105 193H104V195H105ZM32 194V195H31ZM38 194H40V195H38ZM77 193H75V195H76ZM30 196L29 198L32 200L33 198H35V199H33V202L32 201H29L28 200V196ZM51 195H52V192H51ZM54 195V194H53ZM78 195L79 194H77V196H76V200L78 199L77 197H78ZM83 195V194H82ZM23 196H27L25 199H26V201L25 202H23L22 203V201L24 200L23 199ZM40 196V197H39ZM48 196V195H47ZM56 196V195H55ZM79 196H81V194L79 195ZM20 197H22V199L20 198ZM54 197V196H53ZM52 197V198H53ZM62 197V198H61ZM63 197H64V199H65V197H67L65 200L63 199ZM20 198V199H19ZM37 198V199H36ZM73 198V197H72ZM18 199V200H17ZM42 199V198H41ZM40 199V200H41ZM47 199H49V198H47ZM50 199H51V196H50ZM74 199V198H73ZM205 199H206V196H204V201H205ZM52 200V199H51ZM58 200L57 201H54L52 204H54L55 202L57 203L58 202ZM63 200V201H62ZM72 200V199H71ZM5 201L7 202V205H6V203H5ZM15 201V202H14ZM45 201H49V200H45ZM44 201V202H45ZM75 201V200H74ZM176 201V202H175ZM181 201V200H180ZM191 201V200H190ZM189 201V198H183V200H182V203L183 202H190ZM2 202H4L3 203V205H6V206H3L1 203ZM12 202V203H11ZM19 202V203H18ZM31 202V203H30ZM41 202H43V199H42V201ZM38 203V204H42V203ZM47 202H46V204H47ZM50 202H52V201H49L48 203H50ZM70 202V199H69V201H68V203ZM206 202H207V199H206ZM248 202V201H247ZM66 203H67V201H66ZM77 201L76 202H73V205L75 204V205H77ZM182 203H179L178 202V200H173V201H171V202H169V203H167L168 204V206L170 207V206H172L174 209H176V211H177V214H176V216L178 215V213H179V211L181 212V210H182ZM208 203V202H207ZM248 203H250V202H248ZM253 204H254V201L252 202ZM252 203H250V204H247V208L249 207V206H251V205H253ZM257 203V202H256ZM259 203V202H258ZM257 203V204H258ZM263 203V202H262ZM261 202H260V204H262ZM34 204V205H35ZM38 204H36V205H38ZM45 204V203H44ZM58 204H59V202H58ZM177 204H179L178 206H176ZM259 204V209L262 211L263 209H264V204H262V205H260ZM8 205H10L9 207H8ZM23 205H25V204H23ZM49 205H51V204H49ZM54 205H56L57 206V204H54ZM64 206L62 207V204L60 205H58V206H61L62 207V209L65 207V205L66 204H63ZM68 205V204H67ZM69 205L71 206V202L69 203ZM73 205H72V207H73ZM249 205V206H248ZM255 205V204H254ZM253 205V206H254ZM3 206V207H2ZM20 206V205H19ZM26 206H25V208H26ZM41 206V208H42V205H40ZM52 206V205H51ZM257 206V205H256ZM262 206V207H261ZM4 207H7L6 208V210H5V208ZM13 207V208H12ZM34 207V206H33ZM44 207V206H43ZM45 207H46V205H45ZM48 207V206H47ZM46 207V208H47ZM61 207H58L59 208V210L61 209ZM67 207V206H66ZM66 207H65V209H66ZM80 206H78V208H79ZM252 207V206H251ZM12 208V209H11ZM16 208V209H15ZM20 208H21V210H23V207L22 206H20ZM20 208H19V210H20ZM49 208H50V206H49ZM52 208V207H51ZM69 208L70 207H68V211H69ZM263 208V209H262ZM13 209H15V210H13ZM31 209V208H30ZM53 209H54V207H53ZM52 209V210H53ZM56 210H57V208H55ZM55 209H54V211H55ZM80 209V208H79ZM230 210H231V208H229ZM251 208H249L248 210H245V211H249ZM20 210V211H21ZM24 210H27V215L29 214L28 213V210H29V208L27 209H24ZM33 210V209H32ZM31 210V211H32ZM42 209H40V211H41ZM44 210H47V209H45L44 208ZM50 211H51V209H49ZM49 210H47L48 212H49ZM70 210H71V208H70ZM74 210V209H73ZM72 210V211H73ZM76 210V209H75ZM75 210H74V213H72V211L70 212V213H72L73 215H75L76 214V212H75ZM222 210L224 211H226L227 210V208H226V206H225V208L223 207L222 208ZM4 211H5V213H4ZM12 211V212H11ZM15 211H18V212H16L15 213ZM40 211H37L36 213L37 214H39V213H41ZM66 211H67V209H66ZM78 211H80V210H78ZM212 211H215V209L213 208L212 209ZM210 212L209 214H215L214 215V217H216V215L218 214L217 212V214L216 213H214V212ZM217 211V210H216ZM30 212V211H29ZM44 212V211H43ZM42 212V213H43ZM46 212V211H45ZM44 212V213H45ZM48 212H46V214L48 213ZM61 212V211H60ZM63 212H65V211H62L60 214L62 215V216H65V215H63V214H66V212L65 213H63ZM196 212V214L198 215V216H200V217H202L203 215H202V213L199 211V210H196L195 211ZM228 212H230L229 210H228ZM13 213V214H12ZM50 213V212H49ZM53 213H55V212H53ZM53 213H50V214H53ZM80 213V212H79ZM79 213H77V216L79 215ZM98 213V212H97ZM219 213H221L220 211H219ZM263 213H264V211H262V216H263ZM5 214V215H4ZM9 214V215H8ZM46 214L44 215H42V214H39V215H42V216H44V217H42V218H45L46 217ZM69 214V213H68ZM92 214V213H91ZM91 214H89V216H91ZM182 214V213H181ZM207 215V217L209 218V219H212L213 217L212 216H210V215ZM3 215V216H2ZM8 215V216H7ZM30 215V214H29ZM54 215V214H53ZM52 215V216H53ZM55 215H56V213H55ZM54 215V217H56V219H57V216H58V214H57V216H55ZM70 215V214H69ZM95 215H97V216H99L100 215V213H99V215L98 214H94V216ZM206 215V214H205ZM249 215V214H248ZM247 215V217H251V215L254 217V215L253 214H250L249 216ZM24 216V217H23ZM35 216V215H34ZM37 216V215H36ZM48 216H50L49 214H48ZM76 216V215H75ZM179 216V215H178ZM177 216V217H178ZM211 218H210V217ZM218 216V215H217ZM14 217H10V218H13L14 219ZM38 218V220L37 221H39L40 223L42 222V221H44V220H42V218H41V216H40V218H41V220H39V216H37ZM58 217H60V219L61 218H63V217H61L60 215L58 216ZM67 217H69V216H67ZM91 217H93V216H91ZM4 218H5V221H4ZM7 218V219H6ZM46 218H48V217H46ZM180 218V217H179ZM179 218H178V220L177 221H179L178 222V224H177V222L175 223V224H177V225H175L174 224V221L171 219V222H168L169 220H170V218H167L166 219V221H167V223H172L173 222V224L172 225H175L176 226V228L178 229V228H180V226L181 227H186V228H188V229H186V230H189V229H192V226L194 225V227H200V222L198 221V220H196L195 218H187V220H184V221H187V222H185V223H183V222H181L180 220H179ZM264 218V217H263ZM3 219V220H2ZM22 219H20V220H22ZM23 219V223H24V221L26 222V220H29V219H31V217H29L28 219H26V220H24ZM36 218L35 217H33V219H31V220H29V223H30V221H32V220H35ZM49 219V218H48ZM56 219H53V220H56ZM68 219H70V218H68ZM67 219V220H68ZM169 219V220H168ZM175 219V218H174ZM247 220H248V218H246ZM20 220H19V222H20ZM47 220V219H46ZM53 220L51 221V218L49 219V221H51L50 223H49V221H45V222H48V224L49 225H47V226H45L47 223H45V224H42V226L44 225L45 227H47V228H49V230L52 228V226L50 227V225H52V223H53ZM62 220V219H61ZM61 220H59V221H61ZM64 221H66L65 220V218L63 219ZM164 221H165V219H163ZM176 220V219H175ZM246 220V221H247ZM249 220H251L250 221V223L252 222V220H253V218H249ZM255 220V221H254ZM254 222H252L253 224H251V225H253V227H255L256 225V219H255V217H254ZM4 221V222H3ZM14 221V220H13ZM57 221H58V219H57ZM58 221V222H59ZM63 221V223L65 224V225H67V226H69L70 225V222H68L67 224L65 223ZM183 221V220H182ZM245 221V222H246ZM4 224H3V223ZM10 222V221H9ZM18 222V223H19ZM22 222V221H21ZM20 222V223H21ZM56 222V221H55ZM57 222V224H59ZM67 222V221H66ZM199 222V223H198ZM256 222V223H255ZM264 222V221H263ZM260 223V225L258 224L257 225V228L258 227H262L263 226V229H264V223ZM13 223H15V222H13ZM12 223V224H13ZM19 223V224H20ZM22 223V224H23ZM249 224V222L247 221L246 222V224ZM18 224V225H19ZM57 224H55V225H57ZM63 224H62V222H61V225L59 224V226L58 227H60L61 228V226H62ZM171 225V224H170ZM184 225V226H183ZM251 225H249V227L251 228L252 226ZM255 225V226H254ZM262 225V226H261ZM17 226V225H16ZM15 226V227H16ZM20 227H26V225H25V223H24V226H22V225H19ZM18 226V227H19ZM175 226H170V227H174L173 228V230H172V228H170L169 230L170 231H175L176 229H175ZM178 226V227H177ZM216 226V225H215ZM218 226V225H217ZM220 226V225H219ZM214 227V226H212L215 230H211V229H213L212 227H209L210 229L208 230V228L206 229L205 227L203 228L204 230H206V231H204V230H202V227H201V229H200V231H199V235L198 234H188V235H185L184 237H182L181 239H179L178 238V241L175 243V245H174V251H172V256L174 257L175 255H176V257H178L179 258V256H180V258L181 257H184V256H186V257H188V256H192L193 257V259L194 258H196L194 261H196V262H194L193 261V259L191 258L190 260H192L194 263H197L198 261L197 260H202V261H206V263L208 262V259L209 260H211V262H212V264H213V261L214 260H212V259H210L211 258V256H212V258H213V256H214V253H212L213 251H216V254L218 253V252H220V254L218 253L217 255L220 257V256H222V257H224L223 255H225L226 256V260L223 258V263L221 262V258H218L217 256H216V254H215V258H216V261L218 260V261H220L222 264H232V263H234L235 261L234 260H241V262H243L244 261V259H246V257H245V253H251L253 250H256V249H259V247H260V249H261V247H262V243L264 244V241L262 240L263 239V237H261L260 239H259V237L260 236H262V234H263V236H264V232L260 229V228H256L257 230H258V232L256 231L255 232V234H253V232L256 230V229H254V231L252 232V237H251V233L249 234V236L247 235H243L242 233H240V234H242L243 235V237L244 236H246V238H241V237H239L240 238V240L237 238V236H235V237H233L234 235H236V234H234L233 232H229L228 230V232L226 231V230H224L225 228L221 225V228H224V229H221L220 227ZM7 227V228H6ZM54 227V226H53ZM56 227V226H55ZM81 227V226H80ZM246 227H248V226H246ZM249 227H248V230L250 231L251 229H249ZM17 228V227H16ZM47 228L45 229V228H43L42 229V231L44 230H47ZM69 228V227H68ZM182 228V229H183ZM9 229V230H8ZM24 229V228H23ZM52 229H54V232H55V228H52ZM62 229V228H61ZM65 229H67V228H65ZM78 229V228H77ZM82 229L83 228H80V230L79 231H82ZM84 229H85V227H84ZM182 229H181V231H182ZM227 229V228H226ZM16 230V229H15ZM14 230V231H15ZM20 230V229H19ZM19 230H17V232H19V233H21L22 234V237H21V239L22 238H24V236H23V234L25 235V237H30L29 236V233H24L25 232V230H23V231H19ZM60 232H62V230H60V229H58ZM69 230V229H68ZM185 229H183V231H184ZM225 232H224V231ZM259 230L261 231V232H263V233H259ZM6 231V232H5ZM11 231V232H10ZM48 231V230H47ZM67 231V230H66ZM7 232H9V234H7ZM17 232H15V234L17 233ZM23 232V233H22ZM56 232H57V230H56ZM55 232V234L57 235V233ZM75 232H77V230L75 231ZM230 233V235H232V234H234L233 236H231V237H233V238H235L234 240L236 241L237 239V241H236V243H235V241L233 242V240H229V239H232L231 237H228V236H230V235H228L227 233ZM6 233V234H5ZM44 233V232H43ZM52 233H53V231H52ZM63 233H65V231H63ZM225 233L228 235H226L228 238H224V237H226V236H221L224 240L226 239V243H228V245L227 246H229V243H231V241L234 243L233 244V246L234 245H236L237 244V242L239 243V246L238 245H236L237 247L236 248H238L236 251L238 252L237 254L239 255V253L241 254V251H243V253H242V256L244 255V259H243V257L241 256V258L240 257H238V259H237V256L238 255H235V257L233 258V260L231 261L230 259H227L228 257H227V253H228V247L227 246H225L226 248L224 249V247L223 248H220L221 247V243L219 242L220 240L222 241V238H218V235H219V237H220V235H225ZM236 233H238V232H236ZM256 233H258V234H260V235H258V234H256ZM21 234H19V235H21ZM48 234H49V232H48ZM54 234V233H53ZM77 234V233H76ZM79 234V233H78ZM50 235H51V231H50ZM49 235V236H50ZM217 235V236H216ZM253 235H258L259 237H257L256 239H259V240H262V243H261V241H259L258 240V242L259 243H261L260 245L261 246H259L258 248L256 247V246H258L259 245V243H257L255 240H253L254 241V243H253V241H252V238H255V236L253 237ZM239 236V235H238ZM3 237V238H2ZM17 237V236H16ZM47 237V236H46ZM53 237H55V235H53ZM215 237H217V241H215ZM248 237H251V241H252V243L254 244V246L256 247H254V246H252L253 244L251 243L250 244V242H248V240H249V238ZM50 238V237H49ZM54 239V238H53ZM244 239V242H245V240L249 243V245H251L252 246V251H250L249 252V249L248 248H251L250 246H248V250H247V252H245L244 253V250H245V248H242V247H245L246 246V244H247V242H246V244L244 245V246H241V248H239L240 247V242L239 241H241L242 242V240ZM7 240H11L10 242H8V244L6 243V241ZM24 240H26V238L24 239ZM46 240H49V239H46ZM50 240L52 241V239L50 238ZM49 240V241H50ZM219 240V241H218ZM19 241H22V243L21 242H19ZM229 241V242H228ZM224 243V242H223ZM223 243H222V245H223ZM226 243H224V244H226ZM256 243L258 244V245H256ZM23 244V245H22ZM29 245V244H28ZM242 245V244H241ZM224 246V245H223ZM219 247V248H218ZM230 247H232V244L230 245ZM255 249H254V248ZM23 248H25V247H23ZM233 248V247H232ZM231 248V249H232ZM263 248V247H262ZM218 249H224V250H227V253H226V251H224V250H222V251H224L223 253H221V250L219 251ZM239 249H240V251H239ZM241 249H243V250H241ZM233 250V249H232ZM251 250V249H250ZM263 250H264V248H263ZM258 251L260 252V253H258ZM256 250V251H253L254 252V254H253V252H252V254L254 255H252V254H250V255H252V256H250L249 255V257H255L256 258V260L259 262V264L261 263V264H264V251H262V250ZM3 252V253H2ZM15 252V251H14ZM255 252L256 253H258L257 255H261L260 257L258 256V257H256V255H255ZM189 253V254H188ZM221 254H223V255H221ZM227 254V255H226ZM3 255V256H2ZM188 255V256H187ZM229 256V255H228ZM186 257H185V259H186ZM229 257H231V256H229ZM248 257V258H249ZM261 257H263V260L261 259ZM0 258V264H26V262H20V261H23V260H28V263L29 262H31L32 260H30V259H23V260H20V261H17V260H12V259H10L9 257H7V258H5V260H4V258L3 259H1ZM214 258V259H215ZM232 258V257H231ZM240 258V259H239ZM250 258V261H249V263L250 262H252L251 264H254L253 263V261L255 262L256 260H255V258L253 259H251ZM260 258V259H259ZM187 259H189V257L187 258ZM199 260V262H201ZM228 260V261H227ZM247 260V259H246ZM249 260V259H248ZM253 260V261H252ZM12 261V262H11ZM216 261H215V264H216ZM217 261V262H218ZM226 261V262H225ZM231 261V262H230ZM234 261V262H233ZM239 261H236V264H241V263H239ZM220 262H218V263H220ZM245 262H247L248 263V261H245ZM245 262H243V264L245 263ZM258 262L256 263V264H258ZM27 263V264H28ZM34 263V261H32L31 263H29V264H33ZM206 263H204V264H206ZM197 264H200V263H197ZM203 264V263H202ZM209 264H210V261H209ZM235 264V263H234Z\"/></svg>",
    "mask_w": 264,
    "mask_h": 264
}]
</instances>
